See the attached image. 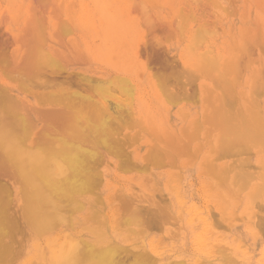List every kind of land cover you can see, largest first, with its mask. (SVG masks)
<instances>
[{
  "label": "rangeland",
  "instance_id": "1",
  "mask_svg": "<svg viewBox=\"0 0 264 264\" xmlns=\"http://www.w3.org/2000/svg\"><path fill=\"white\" fill-rule=\"evenodd\" d=\"M55 1H56V4H54ZM220 1H221V3H220ZM220 1L219 0L218 1L217 0H215V1H213V0H207V1L206 0H197V1L196 0H193V1L192 0H156V1L155 0L154 1L153 0L152 1L151 0H141V1L140 0H45L44 1L45 3H43V0H24V1L23 0H16V1L15 0H0V19L3 16V19L1 21L2 23H0V29H2V27L4 26L5 27L4 29H10L12 31V33L13 32L15 33V36H16L15 44L13 42L14 38H13V40L11 39L12 41L9 40L10 42H8V45L10 47L7 44H5L7 42H5V43L0 42L4 46V48H6V46H8L10 48V49H8V47H7L6 50H9V52H7L6 50H5L6 51L5 52L3 46H0V49L1 48L3 49V50H0V52L4 51L6 54L11 53L10 55H12L14 53H15V55L17 53H19V54H25L26 53V54H28L27 58H29V56L34 58V60L31 57H30V59H27L28 60L27 63L32 61V63L28 64V66L30 68L33 67L34 63H36V67H37V64H43V66H44L45 63L42 60V58L44 56L47 58V56H46L47 54L45 53V51L49 50V49L52 50L51 46H53V45L50 42L46 43L47 45L42 47L44 50L40 51L39 46H41V44L43 43V40H41L40 41L41 44L39 42L38 43L40 45L38 46V44H37L38 47L37 46L32 47L33 53L31 52L32 54L30 53V55H29L28 52H30L31 44L33 42L31 43L28 41H32V39H33V41L35 42L36 40H34V39L37 38V34L35 33L36 36H34V34H32L31 31L37 30V32H40V34L42 35L43 32L40 31L41 30L40 25H43L44 23H46L44 25H49L50 29H52V31L54 30L55 26H57V25L63 28L64 25L66 26L67 24L71 23L73 25V27L72 26H70V27H72V29L74 28L73 29V31H74L73 36L74 37L77 36L76 37V43H77V45L79 44L77 47H79L80 49L77 48L78 52L72 53L73 54V55L71 54L72 57L70 56V59L73 60L72 62H70L71 64L68 66L70 72H72V73L76 72L75 74L83 73V74L92 76L93 78L95 77L94 79H100V80H108V79L113 78V76H115V75H122L125 77H129L132 80H135V82L138 81L139 83H141V85L144 89L142 107H141V110L142 109H144V110L142 111V114L139 115V117L133 116L134 119H132V121H131L132 116H130L131 118L129 119L128 113H124V111H123V110H125V112H126L127 108H125V109L120 108L121 110L123 109L122 110L123 113H122V111H120V112L117 111V113H116L115 111L117 108H115V110H112L110 107L109 111H111V112H109V113H111L112 115L114 114V115L112 116V118L111 117L105 118V121L107 123L106 124L103 122L104 121L103 119L105 116L106 117L108 116V114H109L108 111H104V110L102 111L103 113L107 114V115L105 114V116H104L103 113L102 114H101V112H100V114L98 113L100 110H94V111L89 110L88 111L86 108V110L84 111V109L83 110L80 109L81 108L80 106H82V108H83V106L85 105V103H84L85 99L83 98L84 101H82L83 99H81V97H79L81 92L84 91L83 92L84 96L87 97L88 99H90L88 97L89 94H91V96L94 94L95 97L100 95V92L97 95V92L95 90H93L94 89L93 87L91 88L92 90L87 89V88H90L91 85H93V83L91 85L88 84V85H90V87L89 86L87 87L86 81L82 82L80 79H78L81 82L80 84L83 85V83H84V85L86 87V91L87 90L90 91V92L87 91L86 93H89V94L85 95V90H83L85 88L84 85L80 86L79 83L75 84L74 80L70 79L71 83H73L71 85V83H69L68 78H65L67 81L64 80V82L61 81L62 79H59L61 82L60 83L61 88H60L58 85L59 83L55 84V82H57L58 79H56V81H55L53 78V80L55 81V82L53 81L55 84L54 85L53 82H49L50 79L48 78L47 75H46L47 77L45 78V74L42 72V71H44V70H42L43 69L42 65H41L42 67L38 65L37 68H35V66H34V68H32L33 71H35L34 69L39 70V72H41V74L44 76V77H42L41 74L37 73L38 71H35L36 74H34V75H36V76L40 75V77L37 76L38 78H36V76H35V78L38 82L43 80L42 78H44V80L49 79L48 81L45 80L46 82L42 81L39 84H41V83H45V84L46 83H52L53 84V85L49 84L48 86L46 84V86L49 90L45 87V84H43L42 86L45 87L47 90L45 88H43L46 91L45 92V91H43V89H41V91H43L42 95L40 93H38V91L40 89L37 90L38 96L40 95V97L37 96L36 99L39 100L40 102L42 100L41 103L38 101V103L41 104V105L40 104L39 105L41 107H42V104L45 105L42 108H50L49 106H54L53 103H55L57 105V107L55 105L54 107H56V108H54V109H56L58 111V113H56V114H59L60 111H63L62 114L61 113L59 114L60 117L55 116L56 119L54 121H51V122H54L52 131L56 130L55 125H57L56 123H58V122L59 123L63 122V127L66 126V128H62V127L60 128L61 123L58 124L57 126H59V128L57 131H59L60 136L58 135L59 138H57V139L55 137H53V138H55L56 140L61 139L60 141L59 140L58 141L59 142L62 141L63 143L65 142L63 140L67 139L66 142H69V144H71V145L73 144V146H74V147L72 146L73 148L77 147L76 145H80L79 143H81L82 147H83L82 144L84 143V146H86V148L90 147L89 149H91V148L95 149L96 148L95 146L99 145V146H97L99 150L97 148L95 149V151L98 152L97 155L99 154L97 159H99V160L101 159V158H99L101 154L103 155V157L106 155L109 158H113L114 163L112 165L114 167L112 165L109 167V170L111 169L110 170L111 171L110 178H111V182L113 185L111 187H109V189H107V190L104 189L105 185L102 184L100 186V190H103V189L105 190L104 195H106V196L109 195L112 192L114 186H116L118 189L120 188L123 191H127L129 188H131V186L137 185L138 182H141L142 177L148 175V173H150L152 171L153 172L158 171L157 173L159 175L160 174L162 175L161 176V178H162V184L161 185L162 186L160 185L158 190L162 191V194L165 195V193H167V192H165L162 188L163 187H170L172 189L173 188L172 186H174V187L177 186L178 183L176 180L183 175L184 166L189 165V164L192 165L193 168L191 169L192 173H191L190 178H189L190 184H189L188 194H187L186 198L183 199V201L181 203H179V204L177 203V205H176L177 212H174L175 210L172 212V215L174 217H176V219H177L176 225H178V226H176V225L172 226L169 224L164 225L163 224L166 217H164L165 215H163V217H162L160 211L162 209H165L166 206L163 202V198H162L163 196L160 194L161 192L156 190V192H159V193H157L158 196H157V194L155 195L156 192L154 194L148 193L146 191H145V193L142 192V193H140L141 198L138 199L139 201L137 200L135 202V203H138L137 205L141 204V206H151L150 208H152L154 210L156 209V211L158 210L157 212L153 211L155 213V215H154L150 209L152 214L149 211L148 212L149 215H147V216L145 215L146 216L144 218L145 221H143L145 223V227L143 225V230H144V228H145V230L149 229V230H147V234H148L147 241L148 242H154L155 244L160 243L167 250V252L165 253V256L163 257V260H161V261H163L162 263H166L170 260H174V257L177 259L179 254L186 253L185 256H188V258H195L196 256H200V255H205V256L215 255V256H213V258H215V257L219 258V260H218L219 262L217 261L216 263L217 264H224V260H223L224 254L222 253V251L225 248H223V250L221 248V250H222L221 254L220 255L218 254L220 252L218 249L221 246H223V247H228V249H230V250H227V249L224 250L227 254L228 253L230 254V255H227V256H229L228 259H230V260H227L228 262H232V260H234L232 262L233 264H264V236H263L264 235V224H263L264 223L263 222L264 221V217H263L264 216V179H262L264 177L263 176L264 170L261 169V167H260V166H262V168H264V132H263L264 131V124H263L264 119H262V118H264V89H263L264 83H260V81L261 82L264 81V79H263L264 78V0H229V2H228V0H220ZM23 2H24V4H23ZM50 3H51V5H50ZM59 3L64 4V5L62 4V6L60 5L63 10L61 9V11L58 13H57V11L56 12L54 11L55 13L51 12V11H53L54 8H55L54 10H59ZM211 3H212V5H214V7L211 5ZM216 3H218V4H216ZM219 3L221 4V7H220ZM57 4H58V6L56 7L55 5H57ZM52 5H53V7L54 6L55 7L54 8L51 7ZM73 5H75V6H73ZM217 5L219 7H215ZM19 6H21V7H19ZM46 7H47V9H46ZM150 7H151V9H150ZM223 7H225V8H223ZM229 7L232 10H230ZM67 8H68V10H67ZM226 8L229 9L227 12L230 14H228L226 12V10H227ZM5 9H7V11ZM37 9L40 11L38 12ZM65 9H66V11H65ZM140 9H142V10H140ZM148 9H150V10H148ZM47 10H48V13H47ZM102 10H103V12H102ZM35 11H37L40 16L43 15L42 16L43 18L42 17L39 18L37 16L38 13H36ZM212 11H213V13H211ZM7 12L9 13V15H5V14H8ZM181 12H183V13H181ZM177 13H178V15L180 13V16L181 17L183 16V17L180 19V17L177 15ZM1 14H3V15L1 16ZM31 14L33 16L35 14L36 15L35 18H31L32 17ZM104 14H106V15H104ZM184 14L185 15L187 14V16H189L188 18L186 17L187 18L186 20L184 19L185 18ZM17 15H21V16H19V18H18ZM57 15H60V17H58ZM9 16L10 17L12 16V17L10 18ZM6 17H9L7 19L8 21L6 20V22H8V23H6L4 21V19H6ZM152 17H153V19H155V18H157V19L153 20ZM176 17H179V18H176ZM194 17H195V19H194ZM196 17H197V19H196ZM12 18H14V19H12ZM29 18H31V20ZM37 18L39 19L41 24L39 22H37L38 21ZM32 19H35V21L37 22L38 25H35L36 22ZM40 19H43V21ZM179 19H180V21H179ZM16 20H17V22H16ZM58 21H60L61 23ZM70 21H72V22H70ZM154 21H155V23H154ZM159 21H161L162 23H163V21H167L169 23H167V22L165 23L167 25V27H166L164 23L163 24L159 23ZM173 21H176V22H173ZM177 21H179L180 24H182L183 28L177 24V23H179ZM26 22L30 23V27H32L31 22H35V23H33V26H36V27L39 26L40 27V28L37 27L36 29H33L35 27H32V30L30 29L31 30L30 32L29 31L26 32L29 34L31 33L30 35H32L34 38H32V36L30 38V35L25 33L26 35H28L25 39L30 38V40H28V39L24 40L23 38H21V35H25L24 31L27 30V27H29V26H27V25H29V23H26ZM142 23H144V25ZM203 23H204V25H200ZM213 23H214V25L216 24L215 25L216 29L214 28ZM172 24H173V26H172ZM176 24H177V26H176ZM145 25H147V26H145ZM156 25H160V26H156ZM206 25L208 27H206ZM58 26L56 27V29L58 28ZM168 26L170 29H168ZM171 26H172V28H171ZM175 26H176L177 30H179V28L180 29L182 28L181 31L183 32V34H181L182 32H180V30L179 31L175 30V28H173ZM200 26H202L203 30ZM164 27H166V28L164 29ZM24 28H26V29H24ZM207 28L209 31L207 30ZM148 29H150V30H148ZM162 29L164 31L166 29H168V30H166L168 32L161 31ZM59 30L61 33V31L63 29L60 28ZM146 30H147V32H146ZM169 30H172V32H171L172 34L171 33L169 34ZM150 31L153 32L154 34H152ZM158 31H159V33H157ZM160 31H161V35H160ZM197 31H199V33ZM165 33H167V34H165ZM180 34H181V36H180ZM210 34H212V35L210 36ZM194 35L199 36L200 39L196 38V36L194 38ZM242 35H243V37H242ZM19 36H20V38H19ZM161 36H163V37H161ZM171 37H173V38H171ZM179 37H181V38H179ZM147 38L149 40L151 39V41L147 40ZM161 38H162V40H161ZM201 38H202V40H201ZM203 38H204V40H203ZM18 40H20L21 42H16ZM153 40H154V42L152 43ZM158 40L160 42H162L163 45H162V43L159 44ZM155 41H156V43H155ZM253 42L255 45L253 44ZM27 43L28 44L31 43V44L27 45ZM36 43H35V45H36ZM148 43H151V44H148ZM154 43L156 44V47L154 46L155 45ZM257 43H259V44H257ZM158 44H159V46H157ZM249 44H252V46ZM260 44H261V49L259 47ZM23 45H25V46H23ZM160 45H162V47H160ZM241 45H242L245 52H247L246 50H250V52L252 53V55L249 53H246V54L244 53L245 59H251L249 61L252 63L249 65L247 64V63H250L248 60L245 61V59H243L244 57L241 58L242 56H244V55H241L242 53H240L242 50ZM114 46H115V48H114ZM146 46L148 48H146ZM26 47H28V52L26 51L27 50ZM141 47H143V48H141ZM152 47L153 48L155 47L156 49L155 48L153 49ZM246 47L249 49H247ZM36 48H37V51L34 52V49H36ZM162 48H164V49H162ZM233 48H234V51H233ZM145 49H146V51H145ZM147 49H148V53L151 52L148 54V55L151 54L150 55L151 57L146 55ZM160 49L163 50L164 53H163V51L161 52ZM165 49H166V51H165ZM38 50H39V53H38ZM152 50H154V51H152ZM43 51H44V54H46V55L42 56L41 53H43ZM166 52H168V54ZM79 53L81 55H79ZM144 53H145V55H144ZM154 53H161V56L163 58L159 54L156 55ZM233 53L238 55V56L233 55ZM164 54L166 56H169V58H166V56ZM200 54L202 57L204 55L206 58H208V59L204 60L205 62L203 61L204 63L202 61H200V59H202ZM57 56H58V54H56L55 58ZM81 56H83V57H81ZM153 56H155V58L157 60L160 59L159 61H161V62H159V64H158L157 63L158 61L155 60V58ZM38 57L42 60V61H40L41 63H38L39 61L34 62L36 59H38ZM45 57H44V60L46 59ZM158 57H159V59H158ZM170 57H173V58H170ZM72 58H74V59H72ZM197 58H199V59H197ZM217 58H218V60H217ZM227 58H228V60H227ZM234 58H236V59H234ZM168 59L171 60V62L170 61L167 62L166 60H168ZM173 59L174 60L176 59L178 61V63L176 64L175 63L176 60L173 61ZM237 59H239L240 61H238ZM242 59L245 62L241 61ZM79 60H81L80 61L81 63L79 62ZM213 60H214V62H213ZM224 61H226V63H228V62L232 63V64H230V63L227 64V67H231L229 70L234 71V72L237 71L238 74L239 73L240 74L243 73V74H241V76L239 77L238 74H235L234 72H231V71L229 73L227 71L228 75L227 74L225 75L224 68H223L224 67L223 63H225ZM233 61H234V63H233ZM128 62H130V63H128ZM211 62L213 64H216V63L218 64L216 66V70L213 69V67H210V65L212 66ZM27 63H26V65H27ZM47 63H48V61H47ZM147 63L150 66L147 65ZM161 63L162 64L165 63L166 65L163 64V66H164L163 67ZM235 63H237V66H235ZM173 65L175 67H176V65H177V67L180 66L179 68H180L181 72L179 71L178 68L174 67L175 69H173ZM28 66H26V68ZM167 66H168V68H167ZM221 66H223V67H221ZM241 66H242V69L240 68ZM243 66L245 68H243ZM262 66H263V68H262ZM39 67H41V71H40V69H38ZM151 67L152 68L155 67V68L152 69ZM196 67H198L200 70L196 69ZM227 67H226V69L228 70ZM28 68H27V70H29ZM164 68L166 71L163 70ZM238 68L240 69V71L242 70V72L238 71L239 70ZM204 69H207V71H210V73H212L211 75L213 77H215L213 79H216V75L218 76L219 79L213 81L212 79H210V77H211L210 73L204 74L202 72V70L205 71ZM232 69H235V70H232ZM243 69H245V70H243ZM153 70H155V71H153ZM182 70H183V72H182ZM260 70L263 72V74ZM152 71L155 73H153ZM190 71L192 73L194 72V75H192L193 77L189 76V75H191ZM207 71H205V72H207ZM25 72H26V74L28 73L26 70H25ZM162 72H163V74H162ZM257 72H259V73H257ZM156 73L160 78L157 77ZM26 74H25V76H26ZM30 74H29L30 76L33 75L32 72ZM207 74L210 77L204 76ZM29 75H28V77H29ZM185 75H186V77H185ZM197 75H199V76L197 77ZM224 75H225V77H224ZM262 75H263V78H260V77H262ZM33 76H32V79L34 78ZM187 76H189V77H187ZM194 76H196L197 78ZM236 76H238L239 79H237ZM257 76H258L259 80L256 79ZM53 77L60 78L61 75L60 76L54 75ZM73 77H74V79L75 78L77 79L76 76H73ZM73 77H72V79H73ZM183 77H185V78H183ZM35 78H34L35 82L33 81L34 83H36ZM182 78H183V80H182ZM189 78L190 79L195 78V79L190 80ZM30 79H28V80H30ZM255 79L259 83L256 82ZM23 80L25 81L26 79H23ZM51 80H52V77H51ZM171 80H172V82H171ZM195 80H196V82H195ZM226 80H227V83L229 81L228 84H230L229 85V86H231L230 88H228L227 83H226L227 85L224 84V81L226 82ZM31 81L32 80H30V83H31ZM75 81L78 82L77 80H75ZM190 81H191V83H190ZM215 81L216 82L220 81V83L219 82L218 83L219 84L222 83V84L220 86H216L219 84L218 83L216 84ZM237 81H238V83H237ZM26 82H27V80H26ZM38 82L36 83L37 85H38ZM255 82L258 84L257 88L255 85L256 84ZM28 83H29V81H28ZM62 83H64V84L62 85ZM213 83H214V85H212ZM159 84H163L162 86L160 85V89L164 87L168 92L164 91L165 90L164 88H163L164 90L161 89L162 90V92H161L159 89V86H158ZM189 84H191V85H189ZM32 85H34V84H32ZM57 85H58V88H57ZM64 85L68 86V87H66V90H64L65 89ZM176 85H179V86H176ZM260 85H262L263 88ZM95 86H96V84H94V87ZM206 86L209 90L205 89ZM214 86H216L217 88ZM258 86H260V87L258 88ZM62 87H64V89ZM73 87H76V89L78 87H81L82 89L78 88L77 89L78 91H77L76 89L74 90ZM105 87H103L104 90H101V91H105L106 90ZM114 87L118 88V86H114ZM184 87H185V89H183ZM250 87H252V89ZM51 88H53V89H51ZM117 88H116V91H117ZM180 88H182V89L179 90ZM221 88H224L226 90L223 91V89H221ZM253 88H256L255 91ZM54 89H55V91H54ZM61 89H63V90H61ZM70 89L74 90L75 92L77 91L78 93L81 90V92L79 94H77V96H76V93H77L76 92L75 96L73 97L72 94L74 95V93H73L74 91H70ZM112 89H114V88H112ZM193 89H194L195 93H194ZM52 90L54 91V93L52 92ZM67 90H69L72 93H70V92L68 93ZM182 90H185V91H182ZM191 90H192V92H191ZM210 90H212L211 91L212 93H209ZM47 91L49 93L50 92H52V93L49 94ZM60 91H62L61 92L62 94H60ZM98 91H100V90H98ZM110 91H111V89H110ZM175 91H177V92L175 93ZM226 91H228L230 93H228ZM232 91L234 92V95L231 93ZM258 91H259V93H258ZM44 92H45V94H44ZM56 92H59L58 93L59 95L58 94L56 95ZM63 92L65 94L67 92V94H66L67 97L69 96L68 94H70V96H71L70 100H71V98H74V99H72L74 101L76 97H79L83 103H81V101H79L78 100L79 98H78L77 100L79 102L78 101L76 102V100H75V104L78 105V106L76 105L77 107L75 106V108H73L74 105L70 104L69 102H68L69 104L67 106H65V104H67V102L66 103H64V102L68 101L69 99L67 98L68 100H64L63 97H65V99H66V95ZM112 92L115 93V89ZM119 92H118L119 95H116L118 99H119V97L121 98V96H122L121 94L126 95V93H124L123 91H121V93H119ZM182 92H185V94H183ZM214 92H216V94ZM220 92H221V95L223 97L221 95H219ZM95 93L97 96L95 95ZM164 93L166 94V96L164 95ZM206 93H207V95H206ZM260 93H261V95H260ZM63 94L65 96H62ZM186 94H187V96H188V94L191 96H188V98H187ZM208 94H210V97L208 96ZM47 95L48 96L50 95V97L48 98ZM195 95H197V97ZM218 95L221 97V99ZM94 96H92V97H94ZM123 96H122V98H123ZM203 96L207 99L209 98L208 100L211 101L209 103H212L211 106H210V104H208L207 99H205L206 100L205 102L203 101V98H204ZM183 97L185 100L183 99ZM216 97H219V98L216 100ZM197 98H198V101L196 100ZM232 98H233V100H232ZM250 98H252L251 101H249ZM49 99H51L52 100L51 102H53V103H51L49 101ZM171 99H172V102L177 101L176 104H175V102L172 103ZM219 99L221 101H224V102H221V101L219 102ZM234 99H236L237 102H235ZM72 100H71V102H72ZM215 100H216V102H215ZM43 101H45L46 103ZM88 101H91V100H88ZM88 101L86 102L87 104H88ZM145 101H147V105H146ZM121 102H124V101L122 100ZM80 103H81V105H80ZM219 103H221V105L218 106ZM230 103H232V105ZM233 103H235V105ZM91 104H92V102L89 105H91ZM124 104H125V102H124ZM222 104L225 106L223 107ZM61 105H63V106H61ZM215 105H217L219 107V109H217V107ZM229 106H231L233 108H230ZM234 106H235V108H234ZM59 107H63V108L67 107V108H64V110H63V108H59ZM69 107H71V108L68 109ZM86 107H87V105H86ZM123 107H125V106H123ZM205 107H207V108H205ZM76 108L77 109L79 108V110L76 111ZM89 108L90 107H88V109ZM246 108L250 109V111H248V109H246ZM59 109H61V110L59 111ZM65 109H68V112ZM113 109H114V107H113ZM230 109H232L233 111ZM69 110H70V112H69ZM81 110H82V112H81ZM117 110H119V108ZM215 110L217 111V113H215L216 112ZM219 110H221L220 112L222 115L225 112L224 113L225 116L224 115L222 116L219 113ZM223 110H224V112H223ZM239 110L241 112H239ZM90 111H93V112H90ZM251 111L253 112L252 115L250 113ZM77 112H78V114H77L78 117L81 116L82 113L84 112L82 115L81 121L77 120L78 118L75 115V113H77ZM144 112H146V113H144ZM232 112H233V114H232ZM254 112H256L257 114ZM79 113H81V115ZM92 113H94V115H95V116L93 115L94 117H92ZM213 113H215V114H213ZM84 114L85 115L87 114L90 117H87ZM187 114H188V116H187ZM100 115H102V116H100ZM205 115H207V116L210 115V116H208L209 117L208 118V117H204ZM217 115H218V117H217ZM241 115H242V118H240ZM47 116H48V114L46 115V117ZM243 116H244V118H243ZM254 116H256V117H254ZM6 117H8V119L10 118L9 120L11 121V117H9V116H6ZM55 117H53V119ZM83 117H85L87 119L89 118V119L86 120L84 118V120H83ZM60 118L62 121L60 120ZM91 118H94V121L91 120ZM228 118H229V120H228ZM233 118L235 119L234 121H233ZM51 119H52V117H51ZM95 119L98 121L95 122ZM195 119L196 120L198 119V122ZM215 119H216V121H215ZM230 119H231V121H230ZM116 120H117V122H116ZM141 120L143 122V124H141V125H144V126L146 125L145 127H141L142 129H145L144 131L140 128L141 125L138 126L139 123L138 124L136 123V122H140ZM6 121H7V119H6ZM193 121H194V123H192ZM221 121L223 124L221 123ZM11 122L8 121V124L10 125V126H8V130L10 129L11 130L10 132H12V133L19 132L20 133L24 130L22 123H20V124H19V122L16 123V121L14 119H13V122L16 124L11 125L12 124ZM80 123H82L86 129H84V126ZM214 123L216 124V126H214L215 125ZM64 124H65V126H64ZM69 124H72V125L69 126ZM92 124H93V126L94 125L95 126L93 127ZM97 124H99V125H97ZM18 125L20 126L19 128H18ZM105 125H107V126H105ZM193 125H194V127H193ZM217 125L218 126L220 125V126L218 127ZM237 125H239V126H237ZM99 126H100V129L102 128L101 126H103L105 128V130H104V128L101 129V130H103V133L105 131L104 135H103L102 131L99 130V128H98ZM115 126H117L119 128L116 130L117 127H115ZM122 126H123V129H122ZM69 127L72 129H70ZM87 127H88V129H87ZM110 127L112 128L113 131H116V132H114V135L112 134L113 131L110 130L111 129ZM154 127H155V130H154ZM196 127H198L199 131ZM216 127H218V129ZM222 127L224 129L223 132L221 131ZM77 128L80 130L77 131L76 130ZM146 128H148V129H146ZM195 128L197 129V131L194 130ZM208 128H210V130L212 129V131H210V130L208 131ZM214 128H216V130H214ZM238 128H240V129H238ZM250 128H251V130H250ZM66 129L69 130L68 131L69 133L67 132ZM182 129L185 130L184 132H186V131L187 132L185 134L182 133L183 132ZM62 130L64 133L62 132ZM118 130L120 131V133L123 132L122 134L125 133L126 138L119 136V134L117 133ZM193 130H194V132H193ZM52 131H51V133H52ZM82 131H84V133ZM138 131H139V133L135 134ZM151 131H153V133H151ZM154 131H156L155 134H154ZM254 131H256L259 135L256 136V132L253 134ZM73 132H74V135L72 134ZM78 132H80L79 138L80 137L83 138V136H81V135L84 134L85 137H87V138H84L83 141L89 140L88 141L89 143L88 142L85 143L83 141H82L83 142L82 143L81 139L76 138V137H78V134H79ZM220 132H222L224 134H222ZM12 133H10V134H12ZM56 133L59 134L58 132H56ZM198 133H199V135H198ZM22 134H23V132H22ZM46 134L47 133H45L44 135H46ZM66 134L69 135V136H67V138H65ZM101 134H102V136H101ZM191 134L193 135V138H194V139H192V141L190 140L192 138ZM195 134L198 135V137H197L198 140L195 139L196 138V137H194ZM205 134L208 135L207 138L205 137L206 136ZM42 135H41V138H42ZM44 135H43V139H44L43 141H41L42 139L40 138L41 139L40 145L41 146L43 145L44 148L48 149L49 147L51 148V147L55 146V144H57V146L54 147V150H56V148L61 145L60 143H59L60 145H58V141L56 143L55 139L52 140V138L51 139L44 138ZM54 135L56 136L55 132H54ZM63 135H65V136H63ZM70 135H72L74 138L72 136L70 137ZM136 135H137V137H136ZM155 135H156V137H153ZM203 135H205L204 136L205 138L202 137ZM103 136L106 137L107 142H103V140H104ZM187 136H188V138H187ZM190 136H191V138H190ZM220 136L222 137L221 139H220ZM230 136H233V138ZM48 137L50 138L49 135H48ZM157 137H158V139H156ZM172 137H174L175 141L173 140ZM258 137H259V140H257ZM136 138H138V140H136ZM179 138L181 139V141H179ZM76 139H78L79 141ZM171 139L174 141L173 144H175V145H173L174 150L177 151V153H179V154H176L175 151H172L173 149L172 150L170 149V148H172L171 147L172 144L170 145L169 148H167L168 147L167 142L169 141L171 143L172 142ZM187 139H189L190 141L187 142ZM46 140L48 142H49V140H51L52 142L51 141L50 142L52 145H50V143L47 144L48 142L46 143ZM164 140L166 142H162ZM218 140H219V142H218ZM220 140H221V144H220ZM123 141H124V143H123ZM182 141H184V142L182 143ZM225 141L227 143H225ZM43 142H45V144ZM90 142H93L94 144L90 145ZM228 142H229V144H228ZM240 142L244 143V144L242 143L243 147H242V144ZM53 143H55V144L53 145ZM63 143H62V145H63ZM184 143L188 144V146L187 145L186 146L189 148L190 151L189 150L187 151V147L184 145ZM245 143H248V144H245ZM124 144H125V146H124ZM153 144H156V146H153L154 150H152ZM164 144L165 145L167 144V145L165 146ZM87 145H88V147H87ZM183 145L185 147H183ZM200 145L202 146V148H200L201 147ZM205 145H207V146L205 147ZM218 146H219V148H218ZM99 147H103L102 152H101ZM109 147H110V149H109ZM116 147H117V150H116ZM118 147H121V148H118ZM150 147H151V149H150ZM111 148L112 149L114 148L113 151H114L115 155L117 154V155H119V157L115 156L114 154H113L114 156L112 155L113 151H111ZM184 148L186 149L185 150V152H187L186 154L182 153ZM1 149L2 148H0V151H1ZM148 149H150V150H148ZM231 149H232V151H231ZM147 150H148V154H146ZM181 150H182V152H181ZM198 150L201 152H199ZM110 151H111V153H109ZM155 151H156V153H155ZM194 151L197 153L195 154ZM166 152H168V153H166ZM188 152H189V154H188ZM119 153H121V154H119ZM128 153L130 155H128ZM163 153L167 154V155L165 156V155H163ZM190 153L192 154V156ZM251 153H253V154H251ZM170 154L173 156L171 157ZM187 154H188V156H187ZM102 155H101V157H102ZM126 155H127V157H126ZM248 155H250V156H248ZM141 156H142V159H141ZM144 156L146 159H144ZM167 156H169V157H167ZM0 157H1L0 165L2 162H3V164L4 163L7 164V162H5L6 159L4 158L3 150L0 152ZM221 157H222V159H221ZM139 158L141 159L140 161H139ZM240 158H241L242 162L239 161ZM173 159H175V161ZM125 160H127L128 162H126ZM130 160H131V162H130ZM145 160H146V163H145ZM235 160H236V162H235ZM244 160H245V162H244ZM95 161H96V159H95ZM123 161H125L124 162L125 165H126V163L128 165L122 167ZM132 161L134 162V164L136 162V165H135V166H137V167H135L136 170H135V168H133L134 165L131 164ZM173 161L175 162V164L173 163ZM246 161L247 162L249 161V163H246ZM89 162H91L89 164H92L94 162V160H93V162H92V160H89ZM115 162H117V163H115ZM206 162H208V166H209V164H211V167L205 166V164L207 165ZM233 162H234V164H231ZM97 163H99V162L97 161ZM119 163L122 164L121 167H119V165H120ZM3 164L0 166V180H1L0 181V197H1L0 198V202H1L0 203V209L6 208V211H8V205H7L8 199L6 197L7 190H6L5 186L3 185V181L1 178L3 176H6V174L8 173L7 171H9V169H10V165L7 164L8 165L7 166L6 164L5 165H3ZM151 164H153V165H151ZM235 164L237 165V167ZM245 164H247V165H245ZM249 164L251 166H248ZM191 165H189V166H191ZM7 167L9 169L6 171ZM93 167H96V163H95V166H93ZM93 167H91V168H93ZM125 167H127V168H125ZM131 167H132V171L130 170ZM249 167H250V169H249ZM210 168H211V170H210ZM256 168L258 169V171ZM214 169H215V174L213 171ZM230 169H232V170H230ZM3 170L5 173L2 172ZM146 170L149 172L147 173ZM223 170L225 172H223ZM12 171H13V169L10 170V172H12ZM243 171L245 172V174ZM238 172H239V174H238ZM254 172H256V173H254ZM260 172H262V176H263L262 178H261V174L259 175ZM221 173H222V176H221ZM248 173H251V174L248 175ZM2 174H4V175L2 176ZM176 174H177V176H175ZM256 174H258V175H256ZM217 175H220V177H216ZM135 176H137V177H135ZM246 177H248V178H246ZM251 177H253L252 178L253 180L251 179ZM225 178H227V179H225ZM240 179L243 181H245V179H251L252 181L249 180V183H247L248 181L246 180L245 181L246 183L244 182L243 183L244 185L242 184L243 188H240V187H242V185H240V183H242V181ZM238 180H239V182H237ZM234 182H235V185H234ZM236 182H237V184H236ZM259 183L261 184V186ZM246 184H248V185H246ZM260 187H262L261 188L262 191H260V192H263L262 193L263 196L261 195L260 192L258 193V191L260 190L259 189ZM160 189H162V190H160ZM240 189H243V190L241 191ZM255 191H257V193L260 194V198L262 200L260 198L255 199L257 197V196H255V195H257V193ZM1 193H3V194H1ZM258 197H259V195H258ZM27 198H29V197L27 196ZM166 198H168V196ZM64 204L65 203H63V206H64V208H66L68 206V204L66 206ZM122 204L123 205H121V203H120L121 207L119 206L120 207V210H119L120 220H123V218L126 216V215L124 216V214H129L133 211V210L130 211L131 205L130 204L128 205L127 202H126V204H124V202L122 200ZM262 204H263V207H260ZM167 206H169V201H168ZM260 209H262L261 210L262 212L259 213L258 210H260ZM123 210L125 212H123ZM2 211H4V210H2ZM164 211L165 210L162 211V214L164 213ZM9 212H11V211H8V213ZM22 212L24 213V211H22ZM22 212H19L16 214L11 212L12 215L10 213H9V215H8V213L6 215V214L0 212V217H2L1 218L2 220H0V231L3 230V229H1V225L2 224L4 225V230L1 231L2 235H6V236L11 237L14 234H17L21 229L26 233L31 232V228H30V227H32L31 226L32 221L30 219L31 216L27 217V215H30V214H28L29 212L28 213L25 212L24 215ZM122 212H123V214H122ZM256 213H259V214L256 215ZM156 214H158V215L156 216ZM2 215H4L5 218H3ZM215 215L218 216V219L216 218ZM252 215H254V216H252ZM14 216H16L15 219H14ZM178 216H180V218ZM211 216H213L212 219H211ZM159 217H161V218H159ZM9 218H12V219H9ZM244 218H245V220H244ZM159 219H161V220H159ZM7 220L8 221L10 220V222H8ZM157 221H159L161 223V225H160V223L159 224L157 223V225L155 224L156 227L154 228L153 224L156 223ZM257 221H259V222H257ZM16 223L17 224L19 223L18 226ZM217 223H219V224H217ZM215 224H216V226L218 225L219 227L213 226ZM158 225L161 226V228H162L161 231H158V230H160V227H158ZM259 225L261 227H259ZM15 226H17V227H15ZM226 226H228V227H226ZM11 227H12V230H10ZM139 227L142 228L141 226H139ZM175 227L177 229H175ZM6 228H10L7 230L8 233L5 232ZM107 228L108 227L106 226L105 229L103 228V230H106V232H109L108 234H110L111 231L110 230L107 231ZM140 228H138L139 231L142 230ZM226 228L228 230H225ZM259 229H263V230H259ZM178 238H180V239H178ZM6 243H8V242H6ZM7 248H9V249L7 250ZM216 250H218L219 252L215 253ZM131 252L132 251L127 252L126 255L124 253L121 254V256L126 257L124 259H125V261H127V264H131V262H132L127 257H130L132 260L134 258L132 255L135 252H133V253H131ZM222 254H223V257H222ZM127 255H129V256H127ZM135 256H137L136 261H133L132 264H135L139 261H140L139 264H149V263L152 264V262H148L149 259H147L144 262L142 256L140 257L139 254H136ZM230 256H231V258H230ZM1 257H2V259H0V264L2 262L10 261V259L12 257V252H11L10 246L4 247V245L1 243L0 258ZM143 257L147 258L145 256H143ZM119 260H121V259H119ZM122 261L120 263L126 264L125 261H123V262ZM142 261L144 263H141ZM228 262H227V264H229Z\"/></svg>",
  "mask_w": 264,
  "mask_h": 264
},
{
  "label": "bare ground",
  "instance_id": "2",
  "mask_svg": "<svg viewBox=\"0 0 264 264\" xmlns=\"http://www.w3.org/2000/svg\"><path fill=\"white\" fill-rule=\"evenodd\" d=\"M16 1V0H15ZM24 1V0H23ZM45 0H43V3H45L44 2ZM141 1V0H140ZM152 1V0H151ZM154 1V0H153ZM156 1V0H155ZM193 1V0H192ZM197 1V0H196ZM207 1V0H206ZM213 1H215V0H213ZM218 1V0H217ZM220 1V0H219ZM33 2V1H32ZM48 2V1H47ZM58 2V1H57ZM199 2V1H198ZM228 2H229V0H228ZM49 3V2H48ZM70 3V2H69ZM76 3V2H75ZM106 3V2H105ZM144 3V2H143ZM186 3V2H185ZM220 3H221V1H220ZM219 3V5H220V7H221V4ZM18 4V3H17ZM23 4H24V2H23ZM38 4V3H37ZM47 4V3H46ZM54 4H56V1H55V3ZM63 4V3H62ZM62 4H60L59 3V10H54L55 8V6L57 7L58 6V4L57 5H55L54 7H53V5L51 6V7H53L52 9H53V11H51V12H56L57 11V13L58 12H60L61 11V6H62ZM102 4V3H101ZM209 4V3H208ZM216 4H218V3H216ZM215 4V5H216ZM42 5V4H41ZM50 5H51V3H50ZM61 5V6H60ZM64 5V4H63ZM76 5V4H75ZM75 5H73V6H75ZM103 5V4H102ZM142 5V4H141ZM146 5V4H145ZM144 5V6H145ZM211 5H212V3H211ZM230 5V4H229ZM140 6V5H139ZM213 7H214V5H212ZM12 7V6H11ZM19 7H21V6H19ZM41 7V6H40ZM39 7V8H40ZM44 7V6H43ZM42 7V8H43ZM149 7V6H148ZM199 7V6H198ZM215 7H219L218 5L217 6H215ZM231 7V6H230ZM229 7V9L230 10H232L231 8ZM7 8V7H6ZM9 8V7H8ZM36 8V7H35ZM71 8V7H70ZM132 8V7H131ZM191 8V7H190ZM205 8V7H204ZM223 8H225V7H223ZM44 9V8H43ZM42 9V10H43ZM46 9H47V7H46ZM78 9V8H77ZM97 9V8H96ZM139 9V8H138ZM147 9V8H146ZM145 9V10H146ZM150 9H151V7H150ZM150 9H148V10H150ZM181 9V8H180ZM215 9V8H214ZM222 9V8H221ZM227 9V8H226ZM229 9H227L226 10V12L229 10ZM234 9V8H233ZM6 11H7V9H5ZM12 10V9H11ZM18 10V9H17ZM63 10V9H62ZM67 10H68V8H67ZM137 10V9H136ZM140 10H142V9H140ZM139 10V11H140ZM13 11V10H12ZM16 11V10H15ZM37 11L39 12L40 10H38L37 9ZM37 11H35L36 13H38ZM65 11H66V9H65ZM20 12V11H19ZM32 12V11H31ZM54 12V13H55ZM102 12H103V10H102ZM151 12V11H150ZM180 12V11H179ZM187 12V11H186ZM230 12V11H229ZM8 13V12H7ZM35 13V14H36ZM43 13V12H42ZM47 13H48V10H47ZM46 13V14H47ZM181 13H183V12H181ZM204 13V12H203ZM211 13H213V11L211 12ZM228 13V12H227ZM34 14V16L31 14V18H35V15ZM53 14V13H52ZM76 14V13H75ZM103 14V13H102ZM139 14V13H138ZM146 14V13H145ZM228 14H230V13H228ZM227 14V15H228ZM234 14V13H233ZM3 14H1V16H2ZM5 15H9V13L8 14H5ZM42 15V14H41ZM45 15V14H44ZM104 15H106V14H104ZM108 15V14H107ZM147 15V14H146ZM145 15V16H146ZM177 15H178V13H177ZM202 15V14H201ZM200 15V16H201ZM18 16V18H19V16H21V15H17ZM37 16L39 17V18H41L42 16H40L39 15V13L37 14ZM58 17H60V15H57ZM110 16V15H109ZM175 16V15H174ZM179 17H180V19L183 17H181L180 16V13H179V15H178ZM184 16H185V20L189 17V16H187V14L185 15L184 14ZM204 16V15H203ZM10 17V16H9ZM9 17H6V19H4V21L6 22V20L9 18ZM12 17V16H11ZM10 17V18H11ZM14 17V16H13ZM53 17V16H52ZM82 17V16H81ZM103 17V16H102ZM111 17V16H110ZM179 17H176V18H179ZM187 17V18H186ZM17 18V19H18ZM31 18H29L30 20H31ZM43 18V17H42ZM46 18V17H45ZM155 18V17H154ZM2 19H3V16H2V18L0 19V23H2L1 21H2ZM12 19H14V18H12ZM16 19V18H15ZM28 19V20H29ZM38 19V18H37ZM152 19H153V17H152ZM155 19H157V18H155ZM155 19H153V20H155ZM180 19H179V21H180ZM192 19V18H191ZM194 19H195V17H194ZM196 19H197V17H196ZM10 20V19H9ZM29 20V21H30ZM32 20H34L35 21V19H32ZM40 20H42L43 21V19H40ZM45 20V19H44ZM47 20V19H46ZM141 20V19H140ZM150 20V19H149ZM175 20V19H174ZM8 21V20H7ZM179 21H177V22H179ZM16 22H17V20H16ZM36 22V21H35ZM35 22H31V26L32 27H35V28H33V29H36L37 27H39V26H33V23H35ZM37 22H39L40 23V21H39V19H38V21ZM37 22H36V24L35 25H38L37 24ZM58 22H60V21H58ZM63 22V21H62ZM70 22H72V21H70ZM167 21H163V23L165 24ZM173 22H176V21H173ZM184 22V21H183ZM189 22V21H188ZM197 22V21H196ZM204 22V21H203ZM6 23H8V22H6ZM15 23V22H14ZM21 23V22H20ZM26 23H29V22H26ZM61 23V22H60ZM59 23V24H60ZM65 23V22H64ZM67 23V22H66ZM151 23V22H150ZM154 23H155V21H154ZM157 23V22H156ZM159 23H162L161 21H159ZM162 23V24H163ZM167 23H169V22H167ZM182 23V22H181ZM215 23V22H214ZM214 23H213V25H214ZM18 24V23H17ZM41 24V23H40ZM44 24H46V23H44ZM43 24V25H44ZM71 24V23H70ZM67 24L66 26L64 25V27L62 28V27H60V26H58L57 24V26H58V28L60 27L61 29H63L62 31H61V33H60V28L58 29H56V27L57 26H55V28H54V30L52 31V29H50V26L49 25H40V27H41V32H43L42 33V35L40 34V32H37V30H33V31H31L32 30V27H30V23H29V25H27V26H29V27H27V30H25L24 31V34L26 33V32H30L31 31V33L32 34H34V36H36L35 35V33L37 34V38H35L34 40H36L35 42L33 41V39H32V41H28V42H33L32 44L31 43H29V44H31V50H30V52H28V47H26L27 48V52L29 53V55H30V53L32 52V47H35V46H37V44H38V46L41 44L40 43V41L41 40H43V43L41 44V46H39L40 47V51H42V50H44L42 47L43 46H46L47 44L46 43H52V45L53 46H51V49L52 50H46L45 51V53L47 54H44V51H43V53H41V55L43 56V55H46L47 56V58L44 60V57L42 58V60L44 61V63L46 64L47 63V61H48V63L45 65L44 64V66H43V64H37V67H38V65L39 66H43V69L42 70H44V71H42L44 74H45V78L48 76V78L50 79H48L49 80V82H53L54 80L56 81V79H62L61 81H63L64 82V80H66L65 78H68V80H69V83H71V81H70V79L71 80H74V82H75V84H77V83H81L78 79H80L82 82H84V81H86V83H87V87L89 86L90 87V85L93 83V85H91V87L90 88H87V89H89V90H92L91 88L93 87L94 89L93 90H95L96 92H97V95L99 94V92H100V95H96V93H95V95L97 96V97H95L94 96V94L92 95V96H94V97H92L91 96V94H89V93H86L87 91H89V90H87L86 91V87H85V85H84V83H83V85H84V89L83 90H85V95H87V94H89V98L90 99H88L87 97H85L84 96V91L83 92H81V90L80 89H82L81 87H78V88H80L79 90H80V92H81V96L79 95V97H81V99H85V105L83 106V108H82V106H80L81 108L80 109H84V111L86 110V108H87V110L89 111V110H100L98 113L100 114V112H101V114L103 113L102 111L104 110V111H108V113L109 112H111V111H109L110 110V107H111V109L112 110H115V108H119V110H117L116 109V113H117V111L118 112H120V111H122L123 109H125V108H127V111L125 112V110H123L124 111V113H128V115H129V119L131 118L130 116H132V118H131V121H132V119H134V117L133 116H135V117H139V115H141L142 114V111L144 110V109H142L141 110V107H142V100H143V93H144V89H143V87H142V85H141V83H139L138 81H136L135 82V80H132V79H130L129 77H125V76H122V75H115V76H113V78H111V79H108V80H100V79H94L92 76H89V75H86V74H83V73H77V74H75L76 72H70L69 71V68H68V66L71 64L70 62H72L73 60H71L70 59V56H71V54L72 53H77L78 52V49H80L79 47H77L78 45H77V43H76V37H74L73 36V34H74V31H73V29H72V27H73V25L71 24ZM130 24V23H129ZM143 25H144V23H142ZM148 24V23H147ZM158 24V23H157ZM180 27H182V24H180V22L179 23H177ZM177 24H176V26H177ZM185 24V23H184ZM69 25V26H68ZM122 25V24H121ZM175 25V24H174ZM188 25V24H187ZM198 25V24H197ZM200 25H204V23L203 24H200ZM216 25V24H215ZM214 25V28L216 27ZM8 26V25H7ZM70 26H72V27H70ZM85 26V25H84ZM145 26H147V25H145ZM156 26H160V25H156ZM163 26V25H162ZM165 26L167 27V25L165 24ZM172 26H173V24H172ZM172 26H171V28H172ZM176 26L175 27H173V28H175V30H177L176 29ZM178 26V27H179ZM211 26V25H210ZM26 27V26H25ZM39 27V28H40ZM166 27H164V29L166 28ZM201 28H202V26H200ZM205 27V26H204ZM206 27H208L207 25H206ZM5 27L3 26L2 27V29H0V42H7V43H5V44H7L8 45V42H10V41H12L13 40V38H14V40H13V42H14V44H15V38H16V36H15V33L13 32L12 33V31L10 30V29H4ZM160 28V27H159ZM163 28V27H162ZM183 28V27H182ZM182 28L180 29L179 28V30H180V32H182L181 30H182ZM185 28V27H184ZM219 28V27H218ZM24 29H26V28H24ZM23 29V30H24ZM29 29V30H28ZM31 29V30H30ZM161 29V28H160ZM168 29H170L169 28V26H168ZM168 29H166V30H168ZM205 29V28H204ZM212 29V28H211ZM216 29V28H215ZM148 30H150V29H148ZM164 31L163 29L161 30V31H164V32H168V31ZM179 30H177V31H179ZM198 30V29H197ZM200 30V29H199ZM202 30H203V28H202ZM206 30V29H205ZM207 30H208V28H207ZM124 31V30H123ZM133 31V30H132ZM152 31V30H151ZM150 31V32H151ZM156 31V30H155ZM161 31H160V35H161ZM176 31V32H177ZM209 31V30H208ZM207 31V32H208ZM142 32V31H141ZM146 32H147V30H146ZM149 32V33H150ZM172 32V30H169V34ZM198 33H199V31H197ZM30 33V34H31ZM40 35H39V34ZM152 34H154L153 32H151ZM157 33H159V31L157 32ZM196 33V32H195ZM26 34H28V35H30L29 33H26ZM25 34V35H26ZM90 34V33H89ZM92 34V33H91ZM146 34V33H145ZM165 34H167V33H165ZM168 34V35H169ZM172 34V33H171ZM181 34H183V32L181 33ZM181 34H180V36H181ZM21 35V38H23L24 40H30V38H31V36L32 35H30V38H27V39H25L28 35ZM113 35V34H112ZM212 34H210V36H211ZM24 36V37H23ZM97 36V35H96ZM104 36V35H103ZM148 36V35H147ZM155 36V35H154ZM158 36V35H157ZM156 36V37H157ZM173 36V35H172ZM195 36H196V38H199V36H197V35H194V38H195ZM214 36V35H213ZM259 36V35H258ZM110 37V36H109ZM160 37V36H159ZM161 37H163V36H161ZM242 37H243V35H242ZM241 37V38H242ZM19 38H20V36H19ZM32 38H34L33 36H32ZM42 38V39H41ZM104 38V37H103ZM126 38V37H125ZM149 38V37H148ZM147 38V40H149ZM165 38V37H164ZM167 38V37H166ZM171 38H173V37H171ZM175 38V37H174ZM179 38H181V37H179ZM12 39V40H11ZM40 39V40H39ZM113 39V38H112ZM169 39V38H168ZM200 39V38H199ZM10 40V41H9ZM21 40V39H20ZM20 40H18V41H16V42H21ZM38 40V41H37ZM98 40V39H97ZM96 40V41H97ZM103 40V39H102ZM130 40V39H129ZM161 40H162V38H161ZM198 40V39H197ZM201 40H202V38H201ZM203 40H204V38H203ZM78 41V40H77ZM149 41H151V39L149 40ZM159 41V40H158ZM168 41V40H167ZM23 42V41H22ZM37 42V43H36ZM40 44H39V43ZM110 42V41H109ZM116 42V41H115ZM154 42V40L152 41V43ZM204 42V41H203ZM255 42V41H254ZM254 42H253V44H254ZM259 42V41H258ZM35 43H36V45H35ZM107 43V42H106ZM140 43V42H139ZM145 43V42H144ZM155 43H156V41H155ZM154 43V44H155ZM160 43H162V42H160L159 41V44ZM244 43V42H243ZM248 43V42H247ZM250 43V42H249ZM260 43V42H259ZM259 43H257V44H259ZM28 43H27V45H29ZM147 44V43H146ZM148 44H151V43H148ZM153 44V45H154ZM159 44L157 45V46H159ZM236 44V43H235ZM256 44V45H257ZM26 45V44H25ZM25 45H23V46H25ZM162 45H163V43H162ZM162 45H160V47H162ZM246 45V44H245ZM249 45H251L252 46V44H249ZM255 45V44H254ZM0 46H3L1 43H0ZM9 46V45H8ZM8 46H6V48L8 47ZM12 46V45H11ZM37 46V47H38ZM140 46V45H139ZM155 47H156V44L154 45ZM244 46V45H243ZM10 47V46H9ZM8 47V49H10ZM22 47V46H21ZM154 47V48H155ZM165 47V46H164ZM200 47V46H199ZM241 47H242V45H241ZM260 49H261V44H260ZM3 48H4V46H3ZM6 48H4V51L6 50ZM49 48V47H48ZM78 48V49H77ZM101 48V47H100ZM114 48H115V46H114ZM120 48V47H119ZM127 48V47H126ZM141 48H143V47H141ZM145 48V47H144ZM146 48H148L147 46H146ZM153 48V47H152ZM153 48V49H154ZM194 48V47H193ZM247 48V47H246ZM252 48V47H251ZM14 49V48H13ZM47 49V48H46ZM150 49V48H149ZM156 49V48H155ZM162 49H164V48H162ZM241 49V48H240ZM247 49H249V48H247ZM0 50H3L2 48L0 49ZM39 50H38V53H39ZM58 52H57V51ZM135 50V49H134ZM142 50V49H141ZM140 50V51H141ZM144 50V49H143ZM161 50V49H160ZM215 50V49H214ZM254 50V49H253ZM0 52L1 54H0V148H2L1 149V151L3 150V152H4V158L6 159V161L5 162H7V164L8 165H10V169L7 167V169H6V171L9 169V171H7L8 173V175L6 174V176H3L4 174H2V176L4 177H2L1 179H2V181H3V185L5 186V188H6V190H7V195H6V197H7V199H8V201H7V205H8V211H11V212H13V213H19V212H22V211H24V213L26 212V213H28V214H30V215H27V217L28 216H31L30 217V219H31V221H32V224H31V226L32 227H30L31 228V232H28V233H26V232H24L22 229L17 233V234H14L13 236H6V235H2L1 234V231H3L4 230V225L2 226L1 225V229H3V230H1L0 231V247H1V243L4 245V247H7V246H10V248H11V252H12V257H11V259H10V261H6V262H2L1 264H123V263H120L122 260L123 261H125V259L124 258H126V257H124V256H121V254H125L126 255V253L127 252H130V251H132L131 253H133V252H135L132 256L135 258H133V260L130 258V257H127V258H129L132 262L133 261H136V257L137 256H135L136 254H139V256L141 257L142 256V258H143V260H144V262L147 260V259H149L148 260V262H152V264H217L216 262L219 260V258H213V256H215V255H211V256H205V255H200V256H196L195 258H188V256H185V254L186 253H184V254H179L178 255V258L176 259L175 257H174V260H170V261H168V262H166V263H162L163 261H161V260H163V257L165 256V253L167 252V250L159 243V244H155L154 242H148L147 241V238H148V234H147V230H149V229H147V230H145V228H144V230H143V225H144V227H145V223L143 222V221H145L144 220V218L147 216V215H149L148 214V212L150 211V209H151V211L153 212V211H155V212H157L156 211V209L154 210V209H152V208H150L151 206H141V204L140 205H137L138 203H135L138 199H140L141 198V196H140V193H145V191L146 192H148V193H155L156 192V190L157 191H159L158 190V188H159V186L162 184V178H161V174L159 175L156 171L155 172H150V173H148L149 171H147V173H148V175H146V176H144V177H142V179H141V182H138V184L137 185H134V186H131V188H129L127 191H123V190H121L120 188L118 189L116 186H114V188H113V190H112V192L109 194V195H104V192H105V190H107V189H109V187H111L113 184H112V182H111V178H110V176H111V169L109 170V167L114 163V161H113V158H109L108 156H104L103 157V155H102V157H101V155H100V157L99 158H101L100 160L99 159H97L98 158V155H97V153L98 152H96L95 151V149L97 148L98 149V147L97 146H99V145H96L95 147V149H93V148H91V149H89L90 147H88V145H87V147L88 148H86V146H84V143L83 142H88V141H86V140H84L83 141V139L84 138H87V137H85V135L83 134V135H81V136H83V138L82 137H80L79 138V135H80V132H78L79 134H78V137H76V138H78V139H81V142L83 143L82 145H83V147L81 146V143H79L80 145H76L77 147H75V148H73L74 146H73V144L71 145V144H69V142H66V140L64 139H62L63 141H65L64 143H63V145H62V143L61 142H59L58 140H56L57 138H59L58 137V135L60 136V133H59V131H57L58 130V128H59V126H57L58 124H60L59 122L58 123H56L57 125H55L54 127H55V129L56 130H53L54 132H55V134H56V136L54 135V132L52 131V129H53V123L54 122H51V121H54L55 119H56V117L55 116H59V114L61 113L62 114V112L63 111H60L61 109H59V114H56V113H58V111L56 110V109H54V108H56L57 107V105L55 104V103H53V102H51L52 100L51 99H49V101L51 102V103H53L54 104V106L56 105V107H54V106H49L50 108H42V107H44L45 105H43L42 104V107L40 106L41 104V102H42V100H41V102L39 101V100H37L36 98H37V96H38V93H40L41 95L43 94V91H45L43 88H47V86L49 85V84H52V83H46L47 84V86H46V84L45 83H41V84H39L40 82H44L45 80L46 81H48L47 79H45L44 80V78H42V77H44L42 74H41V72H39V70H37V69H34L35 71H38L37 73H39V74H41V78L43 79V80H41L40 82H38L37 80H36V78H38L37 76H39L40 77V75H34V74H36V72L35 71H33L32 70V68H34V66H35V68H37L36 67V63H34L33 64V67H29L28 66V64H30V63H32V61H30L29 63H27V59H30V57L31 56H29V58H27L28 56V54H19V53H17L16 55H15V53L14 54H12V55H10V54H6L5 52L7 51V52H9V50H6L5 52ZM37 51V48L36 49H34V52H36ZM104 51V50H103ZM145 51H146V49H145ZM151 51V50H150ZM152 51H154V50H152ZM163 50H161V52H162ZM165 51H166V49H165ZM190 51V50H189ZM233 51H234V48H233ZM244 51V49H243V47H242V50H241V52L240 53H242L241 55H244V53L246 54V53H249V54H251L252 55V53L250 52V50H246L247 52H243ZM249 51V52H248ZM15 52V51H14ZM86 52V51H85ZM127 52V51H126ZM139 52V51H138ZM191 52V51H190ZM232 52V51H231ZM238 52V51H237ZM33 53V52H32ZM31 53V54H32ZM147 54L146 55H148L149 53H151V52H149L148 53V49H147V52H146ZM163 53H164V51H163ZM167 54H168V52H166ZM239 53V54H240ZM37 54V53H36ZM56 54H58V58L56 57L55 58V56H56ZM141 54V53H140ZM154 54H159L160 56H161V53H154ZM153 54V55H154ZM204 54V53H203ZM202 54V55H203ZM248 54V55H249ZM263 54V53H262ZM6 55V56H5ZM10 55V56H9ZM40 55V54H39ZM40 55V56H41ZM73 55V54H72ZM75 55V54H74ZM79 55H81L80 53H79ZM144 55H145V53H144ZM151 55V54H150ZM150 55H148V56H150ZM165 55V54H164ZM205 55V54H204ZM203 55V57L201 56V54H200V56L202 57V59H200V61H204V60H206V59H208V58H206L205 56ZM233 55H236V54H234L233 53ZM76 56V55H75ZM74 56V57H75ZM141 56V55H140ZM166 56V55H165ZM236 56H238V55H236ZM34 57V56H33ZM37 57V56H36ZM72 57V56H71ZM81 57H83V56H81ZM138 57V56H137ZM146 57V56H145ZM151 57V56H150ZM154 58H155V56H153ZM162 57V56H161ZM234 57V56H233ZM244 57V58H243ZM247 57V56H246ZM32 58V57H31ZM147 58V57H146ZM153 58V59H154ZM163 58V57H162ZM166 58H169V56H166ZM170 58H173V57H170ZM213 58V57H212ZM238 58V57H237ZM240 58V57H239ZM241 58H243V59H245V55L244 56H242ZM33 60H34V58H32ZM40 58L38 57V59H36L34 62H38V63H41L40 61H42L41 59L39 60ZM72 59H74V58H72ZM102 59V58H101ZM128 59V58H127ZM139 59V58H138ZM150 59V58H149ZM152 59V58H151ZM158 59H159V57H158ZM181 59V58H180ZM197 59H199V58H197ZM210 59V58H209ZM222 59V58H221ZM220 59V60H221ZM234 59H236V58H234ZM241 60V61H244V60ZM47 60V61H46ZM148 60V59H147ZM155 60H157L156 58H155ZM160 60V59H159ZM159 60H157L158 62V64H159V62H161V61H159ZM163 60V59H162ZM176 60V59H175ZM174 59H173V61H175ZM217 60H218V58H217ZM226 60V59H225ZM227 60H228V58H227ZM238 61H240L239 59H237ZM249 61V60H251V59H245V61ZM81 60H79V62H80ZM131 61V60H130ZM165 61V60H164ZM167 62H171V60H166ZM165 61V62H166ZM197 61V60H196ZM231 61V60H230ZM235 61V60H234ZM234 61H233V63H234ZM244 61V62H245ZM52 62V63H51ZM78 62V61H77ZM148 62V61H147ZM205 62V61H204ZM203 62V63H204ZM207 62V61H206ZM213 62H214V60H213ZM225 63H223L224 64V67L223 66H221V67H223L224 68V72H225V75L227 74L228 75V72L230 73V71L231 70H229L231 67H227V64L228 63H230V62H228V63H226V61H224ZM250 62V61H249ZM26 63H27V65H26ZM81 63V62H80ZM128 63H130V62H128ZM176 64L178 63V61L176 60V62H175ZM212 63V62H211ZM252 62H250V63H247L248 65L249 64H251ZM262 63V62H261ZM49 64V65H48ZM162 64V63H161ZM164 65H166L165 63H163ZM163 64H162V66H163ZM230 64H232V63H230ZM245 64V63H244ZM32 65V64H31ZM74 65V64H73ZM84 65V64H83ZM147 65H149L148 63H147ZM157 65V64H156ZM155 65V66H156ZM175 65V64H174ZM173 65V69H175V68H178L179 69V71H180V66L179 67H177V65H176V67ZM180 65V64H179ZM196 65V64H195ZM215 67H214V66ZM218 64L216 63V64H213L212 63V66L210 65V67H213V69H215L216 70V66H217ZM222 65V64H221ZM243 65V64H242ZM26 66H28L27 68L30 70H27V68H26ZM41 66V67H42ZM129 66V65H128ZM150 66V65H149ZM153 66V65H152ZM158 66V65H157ZM200 66V65H199ZM235 66H237V63H235ZM234 66V67H235ZM41 67H39L38 69H40V71H41ZM137 67V66H136ZM164 67V66H163ZM170 67V66H169ZM172 67V66H171ZM175 67V68H174ZM226 67L228 68V70L226 69ZM248 67V66H247ZM26 68V69H25ZM152 68V67H151ZM153 68H155V67H153ZM152 68V69H153ZM166 68V67H165ZM165 68L163 69L164 71H166L165 70ZM167 68H168V66H167ZM241 69H242V66L240 67ZM243 68H245L244 66H243ZM262 68H263V66H262ZM71 69V68H70ZM124 69V68H123ZM137 69V68H136ZM144 69V68H143ZM158 69V68H157ZM162 69V68H161ZM196 69H199L198 67H196ZM222 69V68H221ZM239 69V68H238ZM247 69V68H246ZM25 70L30 74L31 72H32V74L34 75H32L34 78H35V76H36V78H35V80H36V83L38 82V85L36 84V83H34L35 81H34V78L32 79V76H30L28 73V75H29V77H28V75L26 74V72H25ZM32 70V71H31ZM94 70V69H93ZM127 70V69H126ZM156 70V69H155ZM155 70H153V71H155ZM200 70V69H199ZM205 71H207V69H204ZM232 70H235V69H232ZM243 70H245V69H243ZM152 71V72H153ZM205 71H203L202 70V72L204 73V74H206V73H210V71H207V72H205ZM218 71V70H217ZM228 71V72H227ZM238 71H240V69L238 70ZM261 71V70H260ZM259 71V72H260ZM35 72V73H34ZM158 72V71H157ZM174 72V71H173ZM181 72V71H180ZM182 72H183V70H182ZM191 72V71H190ZM201 72V73H202ZM231 72H234V71H231ZM240 72H242V70L240 71ZM259 72H257V73H259ZM262 72V71H261ZM61 73V74H60ZM139 73V72H138ZM153 73H155V72H153ZM152 73V74H153ZM186 73V72H185ZM202 73V74H203ZM222 73V72H221ZM235 74H238L237 73V71L236 72H234ZM25 74H26V76H25ZM162 74H163V72H162ZM165 74V73H164ZM212 73H210V76L207 74V75H204L205 77H210V79H212L213 81L214 80H218L219 78H218V76L216 75V79H213V78H215V77H213L212 75H211ZM233 74V73H232ZM241 74H243V73H241ZM241 74L239 73L238 75H239V77L241 76ZM262 74H263V72H262ZM47 75V76H46ZM54 75H56V76H60L61 75V77L60 78H55V77H53ZM136 75V74H135ZM156 75H157V73H156ZM167 75V74H166ZM176 75V74H175ZM184 75V74H183ZM188 75V74H187ZM192 75H194V72L192 73L191 72V75H189V76H192ZM222 75V74H221ZM225 75H224V77H225ZM73 76H76L77 77V79L75 78L74 79V77ZM163 76V75H162ZM189 76H187V77H189ZM199 75H197V77H198ZM203 76V77H204ZM28 77V78H27ZM51 77H52V80H51ZM71 77V78H70ZM72 77H73V79H72ZM155 77V76H154ZM157 77H159L158 75H157ZM169 77V76H168ZM177 77V76H176ZM185 77H186V75H185ZM185 77H183V78H185ZM193 77V76H192ZM194 77H196V76H194ZM196 77V78H197ZM237 77V79H239V77L238 76H236ZM250 77V76H249ZM252 77V76H251ZM31 78V79H30ZM53 78H54V80H53ZM150 78V77H149ZM160 78V77H159ZM162 78V77H161ZM178 78V77H177ZM183 78H182V80H183ZM260 78H263V75H262V77H260ZM23 79H26L27 80V82H26V80L24 81ZM28 79H30V80H32L31 81V83L32 84H34V85H32L31 83H30V80H28ZM190 79V78H189ZM188 79V80H189ZM193 79V78H192ZM192 79H190V80H192ZM195 79V78H194ZM193 79V80H194ZM208 79V78H207ZM209 79V80H210ZM256 79H258L259 80V78H258V76H257V78ZM255 79V80H256ZM264 79V78H263ZM57 80V82H55V84L57 83H59L58 85H59V87L61 86V82H60V80L58 81ZM75 80H77L78 82H76ZM165 80V79H164ZM177 80V79H176ZM187 80V79H186ZM198 80V79H197ZM233 80V79H232ZM236 80V79H235ZM28 81H29V83H28ZM34 81V82H33ZM45 81V82H46ZM67 81V80H66ZM158 81V80H157ZM234 81V80H233ZM54 82H53V84H54ZM159 82V81H158ZM161 82V81H160ZM165 82V81H164ZM171 82H172V80H171ZM183 82V81H182ZM188 82V81H187ZM186 82V83H187ZM195 82H196V80H195ZM216 82V81H215ZM214 82V83H215ZM219 83H220V81H218ZM218 82H216V84L218 83ZM222 82V81H221ZM231 82V81H230ZM253 82V81H252ZM256 82H258L257 80H256ZM255 82V83H256ZM66 83V82H65ZM185 83V84H186ZM189 83V82H188ZM190 83H191V81H190ZM214 83L212 84V85H214ZM218 83V84H219ZM227 83V80H226V82L224 81V84H226ZM228 83H229V81H228ZM227 83V84H228ZM237 83H238V81H237ZM254 83V82H253ZM259 83V82H258ZM260 83H264V81L263 82H261L260 81ZM29 84V85H28ZM43 84H45V87H43L42 85ZM52 84V85H53ZM54 84V85H55ZM64 83H62V85H63ZM73 83H71V85H72ZM78 84V85H79ZM88 84H90V85H88ZM94 84H96V88L94 87ZM164 84V83H163ZM163 84H159L158 86H159V89H160V85L162 86ZM168 84V83H167ZM194 84V83H193ZM222 84V83H221ZM221 84H219V85H216V86H220ZM226 84V85H227ZM40 85V86H39ZM58 85H57V88H58ZM67 85V84H66ZM66 85H64L65 86V89H64V87H62L64 90H66V87H68V86H66ZM82 84H80V86H83ZM113 87H112V86ZM175 85V84H174ZM189 85H191V84H189ZM230 84H228L227 86H228V88H230L231 86H229ZM256 85V88H257V83L255 84ZM107 88H106V87ZM110 86V87H109ZM114 86H118V88H117V91H116V88L114 87ZM170 86V85H169ZM176 86H179V85H176ZM175 86V87H176ZM182 86V85H181ZM195 86V85H194ZM216 86H214V87H216ZM243 86V85H242ZM247 86V85H246ZM261 87H262V85H260ZM260 86H258V88L260 87ZM263 86H264V84H263ZM55 87V86H54ZM103 87H105V91H101V90H104V88ZM204 87V86H203ZM213 87V88H214ZM45 88V89H46ZM50 88V87H49ZM61 88V87H60ZM70 88V87H69ZM74 88V90L76 89V87H73ZM77 88V89H78ZM112 88H114L115 89V93L114 92H112L114 89H112ZM158 88V87H157ZM164 88V87H163ZM163 88H161V89H163ZM177 88V87H176ZM217 88V87H216ZM251 89H252V87H250ZM256 88H253L254 89V91H255V89ZM263 88V87H262ZM40 89V90H39ZM41 89H43V91H41ZM48 89V88H47ZM46 89V90H47ZM51 89H53V88H51ZM63 89H61V90H63ZM76 89V90H77ZM110 89H111V91H110ZM160 89V91L162 92V90ZM165 89V88H164ZM163 89V90H164ZM175 89V88H174ZM182 88H180L179 90H181ZM183 89H185V87L183 88ZM189 89V88H188ZM205 89H207V90H209L208 88H207V86H206V88ZM221 89H223V91L224 90H226V89H224V88H221ZM261 89V88H260ZM264 89V88H263ZM37 90H39L38 91V93H37ZM49 90V89H48ZM57 90V89H56ZM74 90H71L70 89V91H74ZM98 90H100V91H98ZM109 90V91H108ZM123 91L124 93H126V95H124V94H121L122 96H123V98H122V96H121V98L119 97V99L117 98V96L116 95H119L118 94V92L119 91ZM262 90V89H261ZM54 91H55V89H54ZM54 91L52 90V92L54 93ZM68 91V93L70 92L69 90H67ZM78 91V90H77ZM76 91V92H77ZM121 91L119 92V93H121ZM159 91V92H160ZM164 91H166V92H168L166 89L164 90ZM182 91H185V90H182ZM193 91H194V89H193ZM212 90H210V92L209 93H212L211 92ZM222 91V90H221ZM253 91V90H252ZM46 92V91H45ZM45 92H44V94H45ZM48 92V91H47ZM52 92H48L49 94H51ZM62 91H60V94H62L61 93ZM75 91L73 92L74 93V95L72 94V96L74 97L75 96V93H76ZM79 92V93H80ZM90 92V91H89ZM117 92V93H116ZM122 92V93H123ZM170 92V91H169ZM177 91H175V93H176ZM181 92V91H180ZM191 92H192V90H191ZM208 92V91H207ZM226 92H228V91H226ZM47 93V94H48ZM59 92H56V95L58 94ZM64 93V92H63ZM70 93H72V92H70ZM78 92L76 93V96H77V94H79ZM92 93V92H91ZM94 93V92H93ZM174 93V92H173ZM183 94H185V92H182ZM190 93V92H189ZM194 93H195V91H194ZM215 94H216V92H214ZM224 93V92H223ZM228 93H230V92H228ZM233 95H234V92L232 91L231 92ZM239 93V92H238ZM242 93V92H241ZM254 93V92H253ZM258 93H259V91H258ZM65 94V93H64ZM62 95V96H65L66 94H67V92H66V94L65 95ZM83 94V95H82ZM191 94V93H190ZM240 94V93H239ZM55 95V96H56ZM59 95V94H58ZM69 96L67 97V95H66V99H65V97H63L64 98V100H68V101H65L64 103H66L67 102V104H65V106H67L69 103L70 104H72V105H74V107L73 108H75V106L77 105V104H75V100H76V102L79 100V101H81L80 100V98L79 97H76L75 98V100L73 101L72 99H74V98H71V100H72V102H71V100H70V94H68ZM164 95L166 96V94L164 93ZM206 95H207V93H206ZM219 95H221V92H220V94ZM218 95V96H219ZM226 95V94H225ZM229 95V94H228ZM251 95V94H250ZM260 95H261V93H260ZM46 96V95H45ZM48 96V95H47ZM52 96V95H51ZM177 96V95H176ZM186 96H187V94H186ZM188 96H191V95H189L188 94ZM188 96H187V98H188ZM196 97H197V95H195ZM205 96V95H204ZM203 96V97H204ZM208 96L210 97V94H208ZM207 96V97H208ZM212 96V95H211ZM222 96V95H221ZM232 96V95H231ZM236 96V95H235ZM234 96V97H235ZM263 96V95H262ZM38 97H40V95L38 96ZM50 97V95L48 96V98ZM54 97V96H53ZM127 97V98H126ZM206 97V96H205ZM203 98V101L205 102L206 100L205 99H207V98ZM220 97V96H219ZM219 97H216V100L219 98ZM223 97V96H222ZM228 97V96H227ZM230 97V96H229ZM233 97V96H232ZM43 98V97H42ZM47 98V97H46ZM68 98V99H67ZM79 98V99H78ZM125 98V99H124ZM260 98V97H259ZM61 99V98H60ZM78 99V100H77ZM84 99L82 100V101H84ZM145 99V98H144ZM183 99H184V97H183ZM209 99V98H208ZM207 99V101H208V104H210V106L212 105V103H209V102H211L210 100H208ZM215 99V98H214ZM220 99H221V97H220ZM219 99V102L221 101ZM228 99V98H227ZM251 99L252 98H250V100L249 101H251ZM37 100V101H36ZM54 100V99H53ZM88 100H91V101H88ZM120 100V101H119ZM124 101L125 102V104H124V102H121V101ZM162 100V99H161ZM169 100V99H168ZM185 100V99H184ZM197 101H198V98L196 99ZM216 100H215V102H216ZM229 100V99H228ZM231 100V99H230ZM232 100H233V98H232ZM38 101L40 102V103H38ZM78 101V102H79ZM81 101V103H83ZM88 101V104L86 103ZM166 101V100H165ZM170 101V100H169ZM234 101L235 102H237L236 101V99H234ZM233 101V102H234ZM239 101V100H238ZM253 101V100H252ZM43 102H45V101H43ZM55 102V101H54ZM69 102V103H68ZM92 102V104L91 105H89L90 103ZM146 102V105H147V101H145ZM171 102H172V99H171ZM175 102V104H176V102L177 101H174ZM174 102H172V103H174ZM180 102V101H179ZM221 102H224V101H221ZM231 102V101H230ZM46 103V102H45ZM44 103V104H45ZM62 103V102H61ZM81 103H80V105H81ZM195 103V102H194ZM40 104V105H39ZM198 104V103H197ZM204 104V103H203ZM207 104V105H208ZM231 105H232V103H230ZM234 105H235V103H233ZM253 104V103H252ZM83 105V104H82ZM86 105H87V107H86ZM94 107H93V106ZM219 105H221V103H219L218 104V106ZM223 105V104H222ZM228 105V104H227ZM226 105V106H227ZM255 105V104H254ZM61 106H63V105H61ZM78 106V105H77ZM76 106V107H77ZM123 106H125V107H123ZM144 106V105H143ZM216 107H217V109H219V107L217 106V105H215ZM225 105H223V107H224ZM85 107V108H84ZM88 107H90L89 109H88ZM113 107H114V109H113ZM215 107V108H216ZM230 108H233V107H231V106H229ZM246 107V106H245ZM59 108H63V107H59ZM64 108H67V107H64ZM64 108H63V110H64ZM71 107H69L68 109H70ZM72 108V109H73ZM93 108V109H92ZM120 108H123L122 110L120 109ZM205 108H207V107H205ZM227 108V107H226ZM234 108H235V106H234ZM258 108V107H257ZM68 109H65V110H67V112H68ZM71 109V110H72ZM211 109V108H210ZM209 109V110H210ZM216 109V110H217ZM223 109V108H222ZM221 109V110H222ZM229 109V108H228ZM246 109H248V108H246ZM254 109V108H253ZM79 110V108L77 109L76 108V111H78ZM82 110H81V112H82ZM215 110V111H216ZM221 110H219V113L221 114ZM227 110V109H226ZM230 110H232V109H230ZM245 110V109H244ZM55 111V112H54ZM93 111H90V112H93ZM123 111H122V113H123ZM207 111V110H206ZM233 111V110H232ZM248 111H250V109H248ZM254 111V110H253ZM257 111V110H256ZM69 112H70V110H69ZM80 112V111H79ZM205 112V111H204ZM208 112V111H207ZM223 112H224V110H223ZM222 112V113H223ZM227 112V111H226ZM239 112H241L240 110H239ZM53 113V114H52ZM65 113V112H64ZM84 113V112H83ZM83 113H82V115H83ZM86 113V112H85ZM115 113V114H116ZM144 113H146V112H144ZM173 113V112H172ZM215 113H217V111L215 112ZM215 113H213V114H215ZM218 113V114H219ZM225 113V112H224ZM223 113V115L225 116V114ZM228 113V112H227ZM230 113V112H229ZM237 113V112H236ZM235 113V114H236ZM251 113V115L253 114V112L251 111L250 112ZM254 113H256V112H254ZM48 114V116L46 117V115ZM53 116H52V115ZM66 114V113H65ZM77 114H78V112L77 113H75V115L77 116ZM80 115H81V113H79ZM89 114V113H88ZM104 114V116H105V114L106 113H103ZM232 114H233V112H232ZM240 114V113H239ZM257 114V113H256ZM260 114V113H259ZM51 115V116H50ZM70 115V114H69ZM82 115L81 116H77V120H82L81 118H82ZM85 115V114H84ZM94 115V113H92V117H94L93 116ZM107 115V114H106ZM110 115V116H109ZM114 115V114H113ZM111 113H109L108 114V116L106 117H104V123H106V121H105V118H109V117H111L112 118V116H113ZM212 115V114H211ZM222 115V114H221ZM222 115V116H223ZM6 116H9V117H11V121L8 119V117H6ZM65 116V115H64ZM85 116H87V117H90L89 115H85ZM100 116H102V115H100ZM99 116V117H100ZM175 116V115H174ZM187 116H188V114H187ZM208 116H210V115H208ZM207 115H205L204 117H208ZM227 116V115H226ZM237 116V115H236ZM261 116V115H260ZM51 117H52V119H53V117H55L53 120L51 119ZM60 117V116H59ZM67 117V116H66ZM120 117V116H119ZM124 117V116H123ZM149 117V116H148ZM213 117V116H212ZM217 117H218V115H217ZM232 117V116H231ZM254 117H256V116H254ZM50 118V119H49ZM84 118L85 117H83V120H84ZM97 118V117H96ZM128 118V117H127ZM141 118V117H140ZM166 118V117H165ZM209 118V117H208ZM207 118V119H208ZM211 118V117H210ZM227 118V117H226ZM230 118V117H229ZM229 118H228V120H229ZM240 118H242V115L240 116ZM243 118H244V116H243ZM262 118V117H261ZM6 119H7V121H6ZM13 119L16 121V123H18L19 122V124L20 123H22V126L24 127V130L22 131L23 132V134H22V132H14V133H12V132H10L11 130L9 129L8 130V126H10L9 124H8V121L9 122H11L12 124L11 125H15L16 123H14L13 122ZM86 120H88L87 118H85ZM262 119H264V118H262ZM18 120V121H17ZM60 120H61V118H60ZM91 120H93L94 121V118H91ZM124 120V119H123ZM126 120V119H125ZM196 120V119H195ZM213 120V119H212ZM235 119L233 118V121H234ZM21 121V122H20ZM57 121V120H56ZM62 121V120H61ZM98 120H96L95 119V122H97ZM197 122H198V119L196 120ZM214 121V120H213ZM215 121H216V119H215ZM224 121V120H223ZM230 121H231V119H230ZM242 121V120H241ZM261 121V120H260ZM259 121V122H260ZM78 122V121H77ZM100 122V121H99ZM116 122H117V120H116ZM136 122V121H135ZM142 122V120L140 121V122H136L137 124L139 123V125L138 126H140L141 124H143V122ZM196 122V123H197ZM205 122V121H204ZM263 122V121H262ZM71 123V122H70ZM93 123V122H92ZM151 123V122H150ZM154 123V122H153ZM192 123H194V121L192 122ZM221 123H222V121H221ZM220 123V124H221ZM80 124H82V123H80ZM85 124V123H84ZM107 124V123H106ZM127 124V123H126ZM136 124V125H137ZM208 124V123H207ZM215 124V123H214ZM223 124V123H222ZM229 124V123H228ZM233 124V123H232ZM247 124V123H246ZM264 124V123H263ZM72 124H69V126H71ZM83 125V124H82ZM97 125H99V124H97ZM151 125V124H150ZM225 125V124H224ZM234 125V124H233ZM232 125V126H233ZM64 126H65V124H64ZM75 126V125H74ZM84 126V125H83ZM92 126H93V124H92ZM95 126V125H94ZM93 126V127H94ZM105 126H107V125H105ZM124 126V125H123ZM123 126H122V129H123ZM146 126V125H145ZM144 125H141L140 126V128L141 127H145ZM154 126V125H153ZM196 126V125H195ZM214 126H216V124L214 125ZM218 126V125H217ZM220 126V125H219ZM218 126V127H219ZM222 126V125H221ZM235 126V125H234ZM237 126H239V125H237ZM256 126V125H255ZM20 126L18 125V128H19ZM66 128V126L65 127H63V122L61 123V126H60V128ZM102 128H104L103 126H101ZM115 127H117V126H115ZM121 127V126H120ZM150 127V126H149ZM156 127V126H155ZM155 127H154V130H155ZM193 127H194V125H193ZM210 127V126H209ZM218 127H216L217 129H218ZM236 127V126H235ZM241 127V126H240ZM262 127V126H261ZM260 127V128H261ZM17 128V127H16ZM70 128V127H69ZM79 128V127H78ZM76 129L77 131H79L80 129ZM99 128V130H101L100 129V126L98 127ZM111 128V127H110ZM119 127H117L116 128V130L118 129ZM126 128V127H125ZM128 128V127H127ZM132 128V127H131ZM183 128V127H182ZM187 128V127H186ZM197 129H198V127H196ZM194 129L195 131H197V129ZM216 128H214V130H216ZM231 128V127H230ZM243 128V127H242ZM259 128V127H258ZM70 129H72V128H70ZM84 129H86L85 128V126H84ZM87 129H88V127H87ZM97 129V128H96ZM121 129V128H120ZM129 129V128H128ZM133 129V128H132ZM142 129V128H141ZM146 129H148V128H146ZM226 129V128H225ZM238 129H240V128H238ZM60 130V129H59ZM64 130V129H63ZM63 130H62V132H63ZM67 130V129H66ZM104 130H105V128H104ZM110 130H112V128L110 129ZM143 131L145 130V129H142ZM181 130V129H180ZM183 130V129H182ZM194 130H193V132H194ZM210 130V128H208V131ZM223 127H222V132H223ZM233 130V129H232ZM243 130V129H242ZM241 130V131H242ZM250 130H251V128H250ZM257 130V129H256ZM51 131H52V133H51ZM69 130H67V132H68ZM75 131V130H74ZM76 131V132H77ZM90 131V130H89ZM102 131V133H103V130H101ZM100 131V132H101ZM113 131V130H112ZM122 131V130H121ZM185 130H183V132L182 133H186V132H184ZM198 131H199V129H198ZM207 131V130H206ZM210 131H212V129L210 130ZM253 131V130H252ZM258 131V130H257ZM260 131V130H259ZM12 133V134H10V133ZM56 132H58L59 134H57ZM75 132V133H76ZM83 133H84V131H82ZM114 132H116V131H113L112 132V134L114 135ZM155 132L156 131H154V134H155ZM222 132H220V133H222ZM256 131H254L253 132V134L255 133ZM264 132V131H263ZM45 133H47L49 136H50V138L48 137V135L46 134V135H44ZM64 133V132H63ZM62 133V134H63ZM69 133V132H68ZM104 133H105V131H104ZM104 133H103V135H104ZM107 133V132H106ZM117 133L119 134V136H122V137H124V138H126V136H125V133L124 134H122L123 132H121L120 133V131L118 130L117 131ZM137 133H139V131L138 132H136L135 134H137ZM151 133H153V131H151ZM166 133V132H165ZM252 133V132H251ZM44 135V138H46V139H51L52 138V140L53 139H55L56 140V143H57V141H58V145H60L59 147H57L56 148V150H54V147L55 146H57V144H55V143H53V145L55 144V146H53V147H49L48 149L47 148H44V146L42 145H40V140L41 141H43L44 139H43V135ZM53 136H52V135ZM73 135H74V132L72 133ZM100 134V133H99ZM116 134V133H115ZM128 134V133H127ZM126 134V135H127ZM157 134V133H156ZM168 134V133H167ZM188 134V133H187ZM186 134V135H187ZM194 134V133H193ZM222 134H224V133H222ZM41 135H42V138H41ZM192 135V134H191ZM198 135H199V133H198ZM198 135L197 134H195L194 135V137H196L195 139H197L198 140ZM206 135V136H205ZM205 135H203L202 137L203 138H207L208 137V135L207 134H205ZM215 135V134H214ZM232 135V134H231ZM259 134L256 132V136H258ZM63 136H65V135H63ZM67 136H69V135H67L66 134V136H65V138H67ZM72 135H70V137H71ZM101 136H102V134H101ZM171 136V135H170ZM205 136V137H204ZM222 136V135H221ZM220 136V139L222 138ZM53 137H55V138H53ZM73 137V136H72ZM104 137V136H103ZM135 137V136H134ZM136 137H137V135H136ZM153 137H156V135L155 136H153ZM201 137V136H200ZM230 137H232L233 138V136H230ZM254 137V136H253ZM41 138V139H40ZM74 138V137H73ZM111 138V137H110ZM133 138V137H132ZM173 138V140L175 141V139H174V137H172ZM176 138V137H175ZM187 138H188V136H187ZM190 138H191V136H190ZM189 138V139H190ZM231 138V139H232ZM244 138V137H243ZM78 139H76V140H78ZM104 140H103V142H107L106 141V137H104L103 138ZM156 139H158V137L156 138ZM160 139V138H159ZM189 139H187V142H189L190 140L192 141V139H194L193 138V135H192V138L189 140ZM75 140V139H74ZM132 140V139H131ZM136 140H138V138H136ZM153 140V139H152ZM172 140V139H171ZM172 140V142L170 143L169 141L167 142L168 143V147L167 148H169L170 147V145L172 144V148H170L172 151H175L174 150V146L173 145H175V144H173L174 143V141ZM210 140V139H209ZM257 140H259V137H258V139ZM51 140H49V142L46 140V143L47 144H49L50 143V145H52L51 144V142H50ZM69 141V140H68ZM79 141V140H78ZM77 141V142H78ZM177 141V140H176ZM179 141H181V139L179 138ZM224 141V140H223ZM228 141V140H227ZM233 141V140H232ZM238 141V140H237ZM243 141V140H242ZM247 141V140H246ZM76 142V141H75ZM162 142H166L165 140L164 141H162ZM184 141H182V143H183ZM218 142H219V140H218ZM44 144H45V142H43ZM42 143V144H43ZM60 143V144H59ZM68 143V144H67ZM89 143V142H88ZM123 143H124V141H123ZM122 143V144H123ZM224 143V142H223ZM225 143H227L226 141H225ZM241 144L243 143V142H240ZM94 143L93 142H90V145H93ZM105 144V143H104ZM109 144V143H108ZM133 144V143H132ZM142 144V143H141ZM162 144V143H161ZM220 144H221V140H220ZM228 144H229V142H228ZM237 144V143H236ZM239 144V143H238ZM244 144V143H243ZM243 144H242V147H243ZM245 144H248V143H245ZM49 145V146H50ZM86 145V144H85ZM102 145V144H101ZM165 145V144H164ZM167 145V144H166ZM165 145V146H166ZM184 145L186 146H188V144H185L184 143ZM183 145V147H185ZM210 145V144H209ZM240 145V144H239ZM262 145V144H261ZM64 146V147H63ZM73 146V147H72ZM107 146V145H106ZM111 146V145H110ZM124 146H125V144H124ZM131 146V145H130ZM153 146H156V144H153L152 145V148H153ZM186 146V147H187ZM201 146V145H200ZM207 145H205V147H206ZM226 146V145H225ZM46 147V146H45ZM61 147V148H60ZM85 147V148H84ZM93 147V146H92ZM104 147V146H103ZM103 147H99L100 148V150H101V152H102V149H103ZM129 147V146H128ZM159 147V146H158ZM157 147V148H158ZM164 147V146H163ZM182 147V148H183ZM237 147V146H236ZM241 147V146H240ZM245 147V146H244ZM115 148V147H114ZM114 148L112 149L111 148V151H113L114 150ZM118 148H121V147H118ZM200 148H202V146L200 147ZM218 148H219V146H218ZM230 148V147H229ZM51 149V150H50ZM109 149H110V147H109ZM150 149H151V147H150ZM150 149H148V150H150ZM159 149V148H158ZM161 149V148H160ZM54 150V151H53ZM58 150V151H57ZM94 150V151H93ZM99 150V149H98ZM116 150H117V147H116ZM115 150V151H116ZM148 150H147V153L146 154H148ZM152 150H154V148L152 149ZM163 150V149H162ZM185 148L183 149V152H182V150H181V152L182 153H187V152H185ZM189 150V148L187 147V151ZM200 150V149H199ZM198 150V151H199ZM230 150V149H229ZM246 150V149H245ZM0 151V152H1ZM56 151V152H55ZM106 151V150H105ZM111 151L109 152V153H111ZM124 151V150H123ZM136 151V150H135ZM158 151V150H157ZM190 151V150H189ZM220 151V150H219ZM231 151H232V149H231ZM60 154H59V153ZM162 152V151H161ZM176 152V154H179V153H177V151H175ZM174 152V153H175ZM180 152V151H179ZM195 152V151H194ZM199 152H201V151H199ZM218 152V151H217ZM221 152V151H220ZM108 153V152H107ZM155 153H156V151H155ZM159 153V152H158ZM166 153H168V152H166ZM197 152H195V154H196ZM219 153V152H218ZM115 155V153H114V151H113V153H112V155ZM119 154H121V153H119ZM151 154V153H150ZM184 154V155H185ZM188 154H189V152H188ZM188 154H187V156H188ZM191 154V153H190ZM228 154V153H227ZM251 154H253V153H251ZM111 155V154H110ZM113 155V156H114ZM128 155H130L129 153H128ZM163 155H167V154H164L163 153ZM169 155V154H168ZM171 155V154H170ZM218 155V154H217ZM220 155V154H219ZM245 155V154H244ZM115 156H118L119 157V155H115ZM150 156V155H149ZM173 155H171V157H172ZM191 156H192V154H191ZM248 156H250V155H248ZM126 157H127V155H126ZM152 157V156H151ZM167 157H169V156H167ZM218 157V156H217ZM150 158V157H149ZM165 158V157H164ZM216 158V157H215ZM234 158V157H233ZM239 158V157H238ZM3 159V158H2ZM95 159H96V161H95ZM121 159V158H120ZM125 159V158H124ZM129 159V158H128ZM127 159V160H128ZM141 159H142V156H141ZM140 158H139V161L141 160ZM144 159H146L145 158V156H144ZM220 159V158H219ZM221 159H222V157H221ZM0 160H1V157H0ZM89 160H92V162H93V160H94V162L92 163V164H89V163H91V162H89ZM127 160H125L126 162H128ZM138 160V159H137ZM156 160V159H155ZM161 160V159H160ZM174 161H175V159H173ZM178 160V159H177ZM246 160V159H245ZM245 160H244V162H245ZM248 160V159H247ZM260 160V159H259ZM3 161V160H2ZM97 161L99 162V163H97ZM125 161H123L122 162V164L121 163H119L118 165H119V167H121V165H122V167L123 166H127L128 164L126 163V165L124 164V162ZM138 161V162H139ZM173 161V163L175 164V162ZM234 161V160H233ZM239 161H241V158H240V160ZM121 162V161H120ZM130 162H131V160H130ZM209 162V161H208ZM208 162H206L207 163V165L205 164V166H208ZM235 162H236V160H235ZM242 162V161H241ZM95 163H96V167H93V166H95ZM115 163H117V162H115ZM145 163H146V160H145ZM170 163V162H169ZM212 163V162H211ZM246 163H249V161L247 162L246 161ZM3 164V162L1 163V165ZM6 163H4L3 165H5ZM6 164V165H7ZM94 164V165H93ZM130 164V163H129ZM131 164H133L134 165V167L133 168H135V167H137V166H135L136 165V162H135V164H134V162L132 161V163ZM149 164V163H148ZM147 164V165H148ZM231 164H234V162L233 163H231ZM237 164V163H236ZM235 164V165H236ZM240 164V163H239ZM238 164V165H239ZM0 165V166H1ZM7 165V166H8ZM92 165V166H91ZM116 165V164H115ZM151 165H153V164H151ZM166 165V164H165ZM189 165H191V164H189ZM189 165H186V166H184V172H183V175L181 176V177H179L176 181H177V186H172L173 188L171 189L170 187H163L162 189L165 191V192H167V193H165V195H163L162 194V191H159V192H161L160 194L163 196L162 198H163V202H164V204H165V209H162L160 212H161V215H162V217H163V215H165L164 217H166L165 218V221L163 222V224L164 225H172V226H174V225H176L177 224V219H176V217H174L173 215H172V212L174 211V212H177V210H176V205H177V203L179 204V203H181L182 201H183V199H185L186 198V196H187V194H188V191H189V184H190V175H191V169L193 168L192 167V165L191 166H189ZM245 165H247V164H245ZM244 165V166H245ZM113 166V165H112ZM209 166L211 167V164H209ZM208 166V167H209ZM231 166V165H230ZM243 166V167H244ZM248 166H251L250 164L248 165ZM91 167H93V168H91ZM114 167V166H113ZM132 167H131V171H132ZM145 167V166H144ZM180 167V166H179ZM226 167V166H225ZM232 167V166H231ZM236 167H237V165H236ZM253 167V166H252ZM256 167V166H255ZM258 167V166H257ZM261 167V169H263L264 170V168H262V166H260ZM125 168H127V167H125ZM129 168V167H128ZM148 168V167H147ZM174 168V167H173ZM214 168V167H213ZM234 168V167H233ZM242 168V167H241ZM247 168V167H246ZM11 169H13V171L12 172H10V170ZM140 169V168H139ZM150 169V168H149ZM208 169V168H207ZM249 169H250V167H249ZM254 169V168H253ZM257 169V168H256ZM121 170V169H120ZM135 170H136V168H135ZM159 170V169H158ZM210 170H211V168H210ZM225 170V169H224ZM223 170V172H225ZM230 170H232V169H230ZM241 170V169H240ZM145 171V170H144ZM214 171V174H215V169L213 170ZM221 171V170H220ZM255 171V170H254ZM257 171H258V169H257ZM3 173H5L4 172V170L2 171ZM124 172V171H123ZM232 172V171H231ZM242 172V171H241ZM244 172V171H243ZM254 173H256V172H254ZM264 173V172H263ZM224 174V173H223ZM238 174H239V172H238ZM244 174H245V172H244ZM249 174H251V173H248V175ZM261 174V178L264 176H262V172H260L259 173V175ZM256 175H258V174H256ZM175 176H177V174L175 175ZM221 176H222V173H221ZM251 176V175H250ZM249 176V177H250ZM253 176V175H252ZM135 177H137V176H135ZM216 177H220V175H217ZM254 177V176H253ZM253 177H251V179L253 178ZM246 178H248V177H246ZM172 179V178H171ZM225 179H227V178H225ZM251 179H245V181L247 180L248 182L247 183H249V180L250 181H252ZM262 179H264V177L262 178ZM241 180V179H240ZM1 181V180H0ZM113 181V180H112ZM222 181V180H221ZM242 181V183H240V185H242L245 181H243V180H241ZM237 182H239V180L237 181ZM237 182H236V184H237ZM225 183V182H224ZM246 183V182H245ZM105 185V190L103 189V190H100V186L101 185ZM176 184V183H175ZM260 184V183H259ZM221 185V184H220ZM234 185H235V182H234ZM244 185V184H243ZM243 185H242V187H240V188H243ZM246 185H248V184H246ZM162 186V185H161ZM260 186H261V184H260ZM246 187V186H245ZM262 187H260L259 189V191H258V193L260 192V191H262V189H261ZM162 189H160V190H162ZM246 189V188H245ZM257 189V188H256ZM241 191L243 190V189H240ZM257 191H255L256 193H257ZM159 192H156L155 193V195L157 194V193H159ZM257 193V195H255V196H257L255 199H257V198H260V194H258ZM261 193V195L263 196V192H260ZM1 194H3V193H1ZM237 194V193H236ZM254 194V193H253ZM258 195H259V197H258ZM27 196L29 197V198H27ZM106 196V197H105ZM148 196V195H147ZM157 196H158V194H157ZM168 196V198H166ZM261 196V197H262ZM246 197V196H245ZM1 198V197H0ZM4 198V197H3ZM159 198V197H158ZM149 199V198H148ZM161 199V198H160ZM261 199V198H260ZM122 200H123V202H124V204H126V202H127V204L129 205H131V210L130 211H132L131 213H129V214H124V218H123V220H120V217H119V210H120V207H121V205H123L122 204ZM151 200V199H150ZM159 200V199H158ZM262 200V199H261ZM139 201V200H138ZM168 201H169V206H167V204H168ZM253 201V200H252ZM255 201V200H254ZM258 201V200H257ZM67 202V203H66ZM229 202V201H228ZM256 202V201H255ZM1 203V202H0ZM63 203H65L64 205L66 206L67 204H68V206L66 207V208H64V206H63ZM120 203H121V205H120ZM167 203V204H166ZM262 203V202H261ZM3 204V203H2ZM151 204V203H150ZM257 204V203H256ZM120 206V207H119ZM123 207V206H122ZM211 207V206H210ZM256 207V206H255ZM260 207H263V204L260 206ZM68 208V209H67ZM128 208V207H127ZM130 208V207H129ZM28 211H27V210ZM159 209V208H158ZM1 211V213H4V214H6L7 215V213H8V211H6V208H4V209H0ZM2 210H4V211H2ZM26 210V211H25ZM163 210H165L164 211V213L162 214V211ZM262 209H260V210H258L259 211V213L260 212H262L261 211ZM150 211V213L152 214V212ZM257 211V212H258ZM6 212V213H5ZM11 212H9L10 214H11ZM123 212H125L124 210H123ZM123 212H122V214H123ZM213 212V211H212ZM211 212V213H212ZM9 213H8V215H9ZM23 213V212H22ZM21 213V214H22ZM24 213H23V215H24ZM259 213H256V215H258ZM153 214L155 215V213L153 212ZM160 214V213H159ZM214 214V213H213ZM212 214V215H213ZM224 214V213H223ZM12 215V214H11ZM128 215V216H127ZM146 215V216H145ZM158 214H156V216H157ZM255 215V216H256ZM3 216V218H5V216L4 215H2ZM181 216V215H180ZM180 216H178L179 218H180ZM214 216V215H213ZM213 216H211V219H212V217ZM216 216V218L218 219V216L217 215H215ZM252 216H254V215H252ZM12 217V216H11ZM15 217L16 216H14V219H15ZM242 217V216H241ZM264 217V216H263ZM2 217H0V220H2L1 219ZM149 218V217H148ZM155 218V217H154ZM159 218H161V217H159ZM9 219H12V218H9ZM259 219V218H258ZM263 219V218H262ZM155 220V219H154ZM159 220H161V219H159ZM181 220V219H180ZM215 220V219H214ZM244 220H245V218H244ZM261 220V219H260ZM8 221V220H7ZM13 221V220H12ZM148 221V220H147ZM226 221V220H225ZM263 221V220H262ZM8 222H10V220L8 221ZM16 222V221H15ZM155 222V221H154ZM219 222V221H218ZM257 222H259V221H257ZM256 222V223H257ZM264 222V221H263ZM28 223V222H27ZM144 223V224H143ZM150 223V222H149ZM148 223V224H149ZM157 223L159 224L160 222L159 221H157L156 223H154L153 225V227L155 228L156 227V225H157ZM261 223V222H260ZM17 224V223H16ZM15 224V225H16ZM19 224V223H18ZM18 224H17V226H18ZM156 224V225H155ZM213 224V223H212ZM217 224H219V223H217ZM262 224V223H261ZM260 224V225H261ZM264 224V223H263ZM14 225V224H13ZM12 225V226H13ZM160 225H161V223H160ZM224 225V224H223ZM230 225V224H229ZM232 225V224H231ZM257 225V224H256ZM259 225V227H261ZM17 226H15V227H17ZM108 227L107 228V231L108 230H110L111 231V235L110 234H108L109 232H106V230H103V228L105 229V227ZM139 226H141L142 228H140ZM149 226V225H148ZM147 226V227H148ZM176 226H178V225H176ZM213 226H215V227H217L216 226V224L215 225H213ZM158 227H160V230H158V231H161V226H159L158 225ZM164 227V226H163ZM219 227V226H218ZM226 227H228V226H226ZM138 228H140V229H142L141 231H139L138 230ZM221 228V227H220ZM8 229H10V228H6V231L5 232H7V230ZM15 229V228H14ZM175 229H177L176 227H175ZM258 229V228H257ZM10 230H12V227H11V229ZM9 230V231H10ZM19 230V229H18ZM205 230V229H204ZM225 230H228L227 228L225 229ZM259 230H263V229H259ZM163 232V231H162ZM182 232V231H181ZM8 233V232H7ZM5 234V233H4ZM180 234V233H179ZM184 234V233H183ZM8 235V234H7ZM145 235V236H144ZM172 235V234H171ZM170 236V235H169ZM176 236V235H175ZM174 236V237H175ZM178 236V235H177ZM264 236V235H263ZM210 238V237H209ZM178 239H180V238H178ZM8 242V243H6V242ZM202 242V241H201ZM204 243V242H203ZM235 243V242H234ZM7 245V246H6ZM225 245V244H224ZM230 246V245H229ZM3 247V246H2ZM217 247V246H216ZM234 247V246H233ZM203 248V247H202ZM221 248H222V250H223V248H225L224 250H230V249H228V247H223V246H221L218 250L220 251H218V250H216V252L215 253H217V252H219L218 254L220 255L221 254ZM9 248H7V250H8ZM223 250V251H224ZM202 251V250H201ZM212 251V250H211ZM222 251V253L224 254V264H227V260H230V259H228V257L229 256H227V255H230L229 253L227 254L225 251L223 252ZM204 252V251H203ZM188 254V253H187ZM223 254H222V257H223ZM127 256H129V255H127ZM143 256H145V257H147V258H144ZM195 256V255H194ZM119 257V258H118ZM123 257V258H122ZM118 258V259H117ZM230 258H231V256H230ZM0 259H2V257L0 258ZM119 259H121V260H119ZM167 259V258H166ZM233 259V258H232ZM242 259V258H241ZM5 260V259H4ZM3 260V261H4ZM142 260V259H141ZM151 260V261H150ZM122 261V262H123ZM234 260H232V262H233ZM130 262V261H129ZM132 262H131V264H132ZM140 262V261H139ZM139 262H137V263H135V264H139ZM143 261L141 262V263H144ZM219 262V261H218ZM232 262H228L229 264L231 263V264H233ZM125 263L127 264V261H125ZM222 263V262H221ZM149 264H151V263H149Z\"/></svg>",
  "mask_w": 264,
  "mask_h": 264
}]
</instances>
